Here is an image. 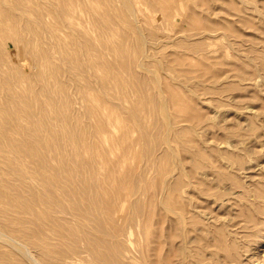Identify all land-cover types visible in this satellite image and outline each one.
I'll list each match as a JSON object with an SVG mask.
<instances>
[{
	"label": "rangeland",
	"instance_id": "rangeland-1",
	"mask_svg": "<svg viewBox=\"0 0 264 264\" xmlns=\"http://www.w3.org/2000/svg\"><path fill=\"white\" fill-rule=\"evenodd\" d=\"M1 1L3 3V0H1ZM21 1L22 2L23 1L28 2V0H17V1L15 0V2H14V0H5L3 5H2V3H0V8H1V6L4 8L7 5L8 9L11 8V9H9V11L14 10L13 13L16 11L14 14L12 13L14 16L16 15V13H18L20 15H21V13L23 14L21 16L17 14L14 18L13 15H11V17H8V15H9L7 13L8 9L6 12L7 14L4 13L6 11V7L4 9L1 8V10L3 12L0 11V26H1L0 31L3 29L5 30L4 31L5 33L4 32L2 33V31L0 32V33H2V34H0V36H3L5 34L4 36L6 37V38L5 37L1 38V41H0V55H1V57H0V154H1L0 155V205L2 204L0 206V264H135V263L136 264H160V261L162 259V255L164 253L165 254L163 256H166V259H164V260L162 259L163 262H161V264H163V263L164 264H190L191 262H192L191 264H193L195 262H196L195 264H203L204 262H205L204 264H207V263H211V261H213L214 259H215V262L217 261L220 264H222V262L226 259V257H228L227 258L228 260L232 259L233 261L228 263V262H225L227 260L226 259L223 262L225 264H238V263H240V264H242V263L243 264H264V226H263V228H261V230L263 229L262 230L263 234L260 238L261 242H259L257 244L255 242H253L251 245H247L246 247L238 248L241 251L236 249V247L232 246V243L236 239H238L241 234H243V233L245 234V232H246V230H244L242 228V226L240 228V224L242 223L241 225H243V223H244L242 218H244V220L247 219V221H245L244 224L252 225V224L257 223V221H255V220H258L256 218L258 216V218L261 220V222L258 221V223L260 222L261 224H264V222L262 223V220H264L263 219L264 218L263 217L264 211H262V210H264V207H262V206H264V204H262L264 201V181L262 180V179H264V112H262V111L260 112V110L264 111V109H263L264 108V106H263L264 105V74H263L264 73V71H263L264 66L262 65V63L264 64V59H263L264 54L261 53V52H264V51H261L262 49H264V43H263L264 42V33H262V31H264V9H262V8H264V7H262L263 5H261V4H264V3H262V2H264V0L262 2H260L261 0H259V1L253 0L254 2L250 1V0H245V2H244V0H165V1L162 0L161 1L162 4L164 2H166L163 5L168 6L169 4H171V7L172 8L174 7L173 9H174L175 14L173 13V11L170 12L174 15H171L168 12L169 8H171V7H169L170 5L168 6L169 8H166L167 6H165V8L163 9L162 8L163 5H161L162 9L159 8L160 5H158V4L160 3L159 2L160 0L159 1L154 0V1H156V3L155 2L153 3V0H151V3H153L154 6L158 2V4L155 6L156 12L153 10L154 9L152 7L153 4L150 5L151 6V8H150V6H149L150 0L147 2H146V0H141V2H139L140 1L139 0L138 1L139 6H138V2L134 1V3H136L138 7L132 5V4H134V3H132L133 0H131V1L130 0H100L99 3L100 4L102 3L103 7H102V4L98 6L99 3L96 0H94V3H92L93 1L90 0L92 7H93V5H95L93 7L95 10L90 7L91 5H89V6L87 5V3L89 4L90 2L86 3V0H85V2H84V0L83 1L80 0L82 2L80 4H79V2H80L79 0H72V1H70V0H59V3H56L58 0L57 1L56 0L55 1L54 0L53 1L52 0H48V1L44 0V1H47L46 5H44L43 0L42 1L40 0V2L38 0H35L34 2H38L40 4L43 3L44 7H46V8L43 7L44 10H43V8H41L42 6H40V4H39V6H40V8H39L38 4L33 3L32 0H31V2L29 1L28 3L25 2V4L26 5L28 4V5L27 6L23 5L24 7H28L29 3H30V5H32V3H33V4H35V6H38L39 10L40 9L42 10L41 12L44 11L43 12V14L45 13L43 15L44 20L40 17L41 19L38 18V20H39V21L37 20L38 22L35 20L36 17H39L37 13L39 12V15L40 14L42 15V13L38 10H35L37 7L35 8L34 5H33V8L29 9V7H30L29 6L28 8L25 9L24 7H22L20 5ZM62 1L71 2L70 4H68V6H71V7H73L72 4L75 1L74 7L76 6L77 9H75L74 7H73V9L70 7L71 8L70 9L68 6L66 8L65 5H67V4L64 5L65 2L62 3ZM225 1L226 2L228 1V2L226 3ZM24 2L22 4H24ZM130 2H131V5H130ZM142 2H144L145 4ZM148 2H149V4L146 5V3H148ZM168 2H170V3H168ZM255 2H257V3H255ZM61 3L65 6L64 7V8H66L65 10H67L68 8H69L68 9L69 12L71 10L72 14H71V12L70 13L67 12V13L71 14L72 16L68 15L66 13V11H64L62 9L63 5H61ZM47 4L49 7L47 6ZM56 4H58V6H56ZM59 4L62 6V8H61L62 10H60V9L57 10L58 9L57 7L60 8ZM96 4H97V6H96ZM127 4H129L130 5L129 7H131V8H129ZM142 4H143V6H142ZM257 4H258V6H256ZM50 5H52V6H50ZM126 5L128 8H126ZM250 5L255 6L254 7L255 9L253 7H252V9H250V7H249ZM260 5L262 8L259 7ZM53 6L55 9H53ZM87 6L89 7L90 10L87 8ZM145 6L146 7L148 6V8H146ZM157 6H159V7H157ZM245 6L248 7V9H250L251 12ZM50 7H52L53 11L51 10ZM81 7H82V10H83V8H84V10H85V8H87L86 10H88V12L85 13L86 10L84 12H82L80 10ZM96 7L99 9L98 10L99 12L97 11L99 13V16H100V13H103L102 11L105 10L106 13H104V16L106 14L107 17L109 16V18H105L102 15L103 17L102 16H100V17L104 18V20L101 19L102 20L101 21L98 18L99 16H98V13L96 12V9H97ZM139 7H140V9H143V11H141L142 13L139 14L141 16L140 18L142 20L141 19L139 20V15H138V12H140ZM49 8L54 13V15L57 13L55 16H57L59 18L58 23L61 24V26L57 25V22H56L57 17H55L53 15L49 16V14H48L50 11ZM78 8H80V9H78ZM125 8L127 9L126 10L127 12H123ZM157 8H159V9L157 10ZM45 9H47V10H45ZM122 9H123V11H121ZM134 9H135V11H134ZM28 10H30L32 13H34L36 11L35 12L36 17L34 16L35 14L32 15L31 12H28ZM33 10H35V11H33ZM77 10H78V12H77ZM132 10L134 11V13L132 12ZM149 10L151 13H149ZM163 10H166L167 13ZM170 10H172V9H170ZM259 10H260V12H259ZM45 11H47L48 13H46ZM51 11H50V13H51ZM59 11L63 12L64 14L66 13L68 16H70V17L67 16L68 18H70V20L68 18H66V15L64 16V14L63 13L61 14V12H59ZM107 11H108V13H107ZM245 11H249V12H245ZM11 12H9V13L11 14ZM144 12L148 13V14H145ZM25 13H27V14H25ZM122 13L125 15H122ZM143 13L145 14V17H143L144 16ZM4 14L6 15L5 17L3 16ZM88 14L91 16H89ZM133 14L135 17L133 16ZM150 14L153 16H151ZM27 15H30V17H28ZM45 15L50 17L51 19H55L54 21L52 20V23H53L52 26L54 25L53 29L51 28L52 26L49 27L51 25V19L49 18L50 19L49 20L48 17H45ZM62 15L64 16L65 19L62 18L63 17ZM146 15H147V17H149V19H152L153 21L151 22V20H150V22L146 23L148 21V18L146 17ZM168 15H170L171 17ZM18 16H20V17L23 16V18L19 19ZM51 16H53V17H51ZM259 16H261L262 18ZM2 17H4L5 20ZM16 17H17V20H16ZM26 17L29 20L30 26H31V24L33 27L38 26L35 30L34 29L32 30V27H31V29L29 28L30 26H29V23L27 22ZM34 17H35V19H34ZM74 17L77 19H74ZM154 17H156V18H154ZM10 18H13L12 21ZM46 18L50 22L48 21L47 24L45 25L46 22H44V21L47 20ZM78 18H79V20H78ZM97 18L99 19V21L97 20ZM145 18H147V21L145 20ZM250 18H251V21L249 20ZM67 19L69 21L66 22ZM72 19H74L73 20L74 22H72L71 25L68 26L67 24L68 23L70 24V21H72ZM154 19H156V22L154 21ZM171 19H173V20H171ZM42 20L44 22V25H43ZM88 20L89 21L93 20V21H91V23H89ZM247 20H248V22H247ZM13 21L15 22L14 24H13ZM32 21L35 22L36 24L33 23ZM40 21L44 27L41 25ZM96 21L98 22L99 27H101L102 29L100 28V30H99V27L96 28L97 27ZM103 21H105V23ZM54 22H56V24H54ZM93 22H94V24H93ZM99 22L101 23V26H100ZM112 22L113 23L115 22L114 24H112L113 26L110 25V23H112ZM132 22L134 23V25ZM62 23H63V25H62ZM150 23H152V24H150ZM5 24H7V25H5ZM10 24H11V26H10ZM104 24H106V25L104 26ZM115 24L118 25L117 26L118 29L113 28V27H115ZM148 24H150L152 27L150 26V28H149ZM259 24L261 25V27H263L260 30H259V28H260ZM40 25L43 28L40 27ZM55 25H57V26H55ZM107 25H110L112 27V31L114 29V31H113L114 33L111 31V27L110 26L108 27ZM147 25H148V27H147ZM257 25H259L258 26L259 28H257ZM2 26H3V29H2ZM6 26H8V27H6ZM12 26L14 27V29L16 31L12 28ZM46 26L49 29L51 28L50 31L51 32L53 31V33L46 31V30H48V29H46ZM74 26H76V27H74ZM136 26H137V28H136ZM39 27L42 30L44 28L45 29L42 31ZM58 27L59 28L62 27L61 33H59L60 30ZM232 27H233V29H232ZM254 27H256L257 29ZM76 28H79V29H76ZM148 28L151 29V33H150V31H147ZM239 28H240V30H239ZM123 29H125L126 31ZM6 30H7V33H6ZM9 30H11V31L9 32ZM13 30L15 32L14 34L12 33ZM63 30H65V31H63ZM39 31H41V35L43 37L38 36V34L40 35ZM69 31H71V33ZM98 31H101V33L100 32L98 33ZM118 31H120V32H118ZM124 31L127 32L128 34L125 33ZM137 31L140 32V35L138 34ZM259 31H261V32H259ZM16 32H17V34H16ZM42 32H44L45 35H43ZM46 32H48L50 35ZM65 32L67 34L69 33V35H67ZM148 32H149V34H148ZM152 32H154L155 34ZM237 32H239V34ZM242 32H246L247 35H245L246 34L245 33L244 34L245 37H243ZM9 33H10V35H12V36L14 35V36L11 37L9 35ZM76 33H77V35H76ZM105 33L107 34V36L105 35ZM255 33H257V34L252 36V34H255ZM6 34L9 35L11 38L10 37L8 38V36H6ZM52 34L54 37H52L50 39L49 36L51 37ZM57 34L59 36H56ZM142 34H143V37L141 36ZM248 34H251V35L248 36ZM30 35L33 37L31 38ZM81 35H82V37H81ZM110 35H111V37H110ZM147 35H149V36L151 35V37L154 38L155 41H154V39H149L151 37H148ZM15 36H17V37H15ZM70 36H71V38H69ZM90 36H91V38H90L91 40L88 39ZM101 36L104 39H102ZM255 36H256V38H255ZM257 36H259V37L257 38ZM60 37H61V39H59ZM72 37H74V38H72ZM247 37L249 38L248 40H247ZM56 38L59 39L58 42L63 43V45L60 43V44H58V45H61L60 47L59 46L55 47L57 45V39ZM118 38L120 40H117ZM139 38H141L142 41ZM239 38L243 42H241L239 40ZM259 38H260V40L261 39L262 40L260 41ZM5 39H7V40H5ZM65 39H67V40L64 41ZM85 39H86L87 44L83 41ZM236 39H237V41H236L237 43L235 42ZM244 39H246V40H244ZM251 39H254V40L251 41ZM70 40H72L75 44ZM163 40H165V41H163ZM170 40H171V43H169ZM176 40L179 42V44ZM45 41L48 43H46ZM92 41L94 44L92 43ZM254 41L255 42L260 41V42L255 43ZM110 42H111V44H110ZM245 42H247V43H245ZM90 43L93 44V45L91 44L92 48L90 47L91 46ZM238 43L239 44L242 43V44L239 45ZM243 43H245V45L248 44V45H246L247 47L245 45L243 46ZM2 44L4 46H2ZM65 44H67L66 45L67 47L64 46ZM143 44L145 47L143 46ZM260 44H262L261 46H263V48H261ZM103 45H105L106 47H104ZM115 45H117V47H115ZM250 45L252 47L249 48L248 46H250ZM254 45H256V46L254 47ZM121 46H123V48ZM129 46H131V47H129ZM147 46H149V47L147 48ZM257 46H258V48H257ZM32 47H33V51H36V50H34V48H39V49H37L38 50L37 52H39V54L37 52H36L37 54L32 52ZM88 47H90V48L88 49ZM154 47H155V49H154ZM237 47H238V49H237ZM45 48H46V50H45ZM57 48H59V49H57ZM105 48H107V50ZM240 48L242 50H240ZM245 48H247V49H245ZM251 48L252 49L255 48V51H257V49H259V48L261 49V50L259 49L260 51L259 50L257 51V52H259L258 56L256 55L257 52L255 53V51H253V50H252L253 55L252 54L250 55ZM41 49H43V50L41 51ZM97 49H98V51H97ZM164 49H167V51ZM39 50L41 51V54H40ZM91 50L94 52V54H93V52H91ZM114 50L116 51L115 53H114ZM248 50H250V51H248ZM47 51L49 54L47 53ZM79 51H80V53H79ZM175 51H176V53H175ZM247 52H248V56L246 54ZM7 53H8V55H7ZM46 53H47V55H46ZM42 54H44V56H43L44 59H47V60L49 59V56H51L50 60L43 61L44 59L42 57ZM100 54H101V56H100ZM259 54H263V56L259 55ZM36 55H37V58H36ZM38 55L41 56V58ZM180 55L182 56L181 57L182 59L179 57ZM255 55L258 57L257 59H255L256 58ZM33 56H35V57H33ZM47 56H48V58H46ZM164 56L166 57V59L163 58ZM176 56L179 57L180 58L179 60H181L182 62L177 60ZM250 56H252V57H250ZM259 56H261V57L259 58ZM7 57H9V58H7ZM89 57L90 58L92 57L93 60L91 59L92 60L91 61L89 59ZM2 58H3V60H2ZM30 58L32 59V61L29 60ZM69 58H71V59L68 60ZM72 58H73V60H72ZM245 58L246 59L249 58L250 60L248 59L249 61H247ZM4 59H5V61H4ZM41 59H42L43 63H42ZM259 59L263 62L257 63V61H259ZM67 60H68V62H67ZM88 60H89V62L91 61V65H89L90 63L88 62ZM125 60H126V62H125ZM129 60H130V62H129ZM2 61H4V62H2ZM9 61H10V63H9ZM46 61H47V63H45ZM73 61H75V63L78 61L79 62L82 61V63H83V61H84V63L82 64L83 65L82 68L79 67V65H81V62H80V64H78L79 63L78 62L76 67H75V65H73V63H74ZM94 61H95V63H94ZM156 61L159 65V68L162 66L160 69L158 68ZM232 61L235 62V64L237 65V66L235 65L236 67H234V64H231ZM122 62L123 63L125 62V63L123 64ZM201 62H204V63H201ZM92 63H94L95 66ZM143 63H144V65H143ZM148 63H150V64H148ZM15 64H17V67ZM42 64H44L46 67ZM100 64H103V65L101 66ZM110 64H112V65L110 66ZM171 64H173V65H171ZM201 64H204L203 65L204 67H202ZM205 64H206V66H205ZM258 64L262 65L263 67L258 65ZM59 65H61V66L59 67ZM148 65H149V67H148ZM189 65H190V67H189ZM238 65H240V66H238ZM42 66H44V68H46V70L49 68L50 69L55 68L54 70L53 69L52 70L53 71L56 70L57 72L55 71L53 73H50V72H52V71H50V69H49V72H48V70L45 71L44 68L41 69ZM47 66H48V68H47ZM63 66L64 67L67 66L68 69L66 67L63 69ZM143 66H145V67H143ZM231 66L234 67L235 69L237 68L236 71H238V70L239 71L236 73V71H234V68H230ZM109 67H112L111 70H109L110 69ZM206 67H208V69ZM261 67H262V70H261ZM22 68H24L25 72L22 71L23 70ZM105 68L108 71L105 70ZM9 69L14 70L16 75L13 74L14 72L12 70L10 71L12 73H10V72L8 73L7 71ZM18 69L20 72L18 71ZM40 69L42 70L41 72H40ZM193 69H195V70H193ZM230 69H232V73L235 72L237 75L235 73L232 74ZM186 71H188V72H186ZM240 71H241V73L243 72V74L245 75V76L242 75L243 78L241 75H238V73L241 74ZM244 71H247L249 73L245 72L247 74L246 75L244 73ZM21 72H23L24 75ZM44 72L49 73L48 77L46 76L47 73L45 75ZM58 72H60L61 74ZM250 72L253 74V77H251L252 74ZM256 73L259 74V76ZM8 74H11V75H8ZM21 74H22V76H21ZM52 74H55L54 76L57 75V78L53 77ZM70 74H72V75H70ZM248 74H251V75H249V77H246V76H248ZM99 75H101V76H99ZM119 75L120 76L122 75V76L120 77ZM162 75H163V77H162ZM232 75H234V76H232ZM29 76H32V77H29ZM49 76L52 77V79H50ZM153 76L154 77L156 76L155 79L157 81H155ZM18 77L20 79H22V78L27 79L29 77V79L28 80L25 79L26 81L22 80V82H21V81H19V79H17ZM38 77L40 79H38ZM46 77L49 78L50 81L49 80L47 81ZM103 77H105V78H103ZM53 78H54V80H53ZM110 78L111 79L113 78L112 81ZM115 78H117V79H115ZM163 80H165V82L167 80L169 82H171V83H169L167 81L166 83L171 85L172 88L175 87L174 89H176L177 91L182 90V92H179V94L183 93L182 95H183L184 99H183V97H181L182 101L187 99V100H185L187 103L184 102V104H187L189 106L183 105L184 107L185 106L188 107L187 110H186V107L184 108L183 106H181V108H179L180 103L182 102L181 99H179L181 101L180 103H179V100L178 101L173 100L171 102L172 104H173V102H175L174 104L175 105L177 104L178 109L175 108L176 106H173L174 104L170 106L171 103H169V102L172 99L180 98L179 96H181V95L177 94L176 90H174V93L173 92L171 93L172 88L168 89V87H170V86L166 85V83L163 82ZM236 80H238V81H236ZM23 81L25 82L24 85L22 84V83H24ZM108 81L111 83H109ZM153 81H154V83L155 82H159V83L154 84ZM46 82H48V83H46ZM116 82H117V84H116ZM125 82L129 83V85ZM49 83L50 84L52 83V84L49 85ZM132 84H134L135 86L133 87ZM251 84H253V85H251ZM8 85H10V86H8ZM27 85L29 87H27L25 89V86H27ZM32 85H33V87H32ZM124 85H125V87H124ZM57 87L60 88L59 91H58ZM63 87H64V90H63ZM119 87H120V89H119ZM14 89H16V90H14ZM28 89H31V90H28ZM245 89H247V90H245ZM24 90H26V92H24ZM34 90H36L35 93H34ZM125 90H127V91H125ZM9 91H11V94ZM85 91H86L87 95L84 94ZM92 91L93 92L95 91L96 96L93 95ZM117 91H118V93H117ZM14 92H17V94ZM142 92H143V96L145 98L141 95ZM25 93H27V94H25ZM96 93H99V94H96ZM125 93H126V95H125ZM137 93L139 95L138 97H137ZM174 94H177V96H175ZM238 94H240V95L244 94L245 96L244 95H242V96H244L245 99H244V97H241V98H243V100H241L239 98L240 96ZM246 94L247 95L250 94L249 100H248L249 97ZM15 95H18V96H15ZM27 95H29V96H27ZM85 95L86 96L89 95L88 98L90 97V99H88V100L90 102L92 99L93 103H92V101L90 102L91 104L88 103V100H87ZM100 95L104 98H102ZM171 95H173V96H171ZM20 96H22V99ZM236 96H237V98H236ZM10 97H11V99H10ZM18 97L23 101L22 103L19 102L21 100ZM23 97H24V100H23ZM100 97L102 100L100 99ZM130 97L131 98L133 97L134 99H131ZM17 98L19 99V101L17 100ZM95 98H96V100H95ZM147 98L151 100L150 103H149L150 100H148ZM165 98L166 99L168 98L167 101L165 100ZM235 98H236L237 102H236V100H233ZM105 99L108 101L109 105ZM188 99H190V101ZM239 99H240L242 105L240 104ZM33 100H35L36 102L34 101V103L30 104V102H32ZM100 100L101 101L105 100L104 104L106 103L107 105L105 104L104 108L108 107L109 112L106 111L107 108L104 109L102 107L103 102L100 103ZM125 100L127 102H125ZM137 100H138V102H137ZM162 100L165 101V104L161 102ZM47 101H50L51 103L47 102ZM128 102H130V103H128ZM61 103H63V104H61ZM94 103H96V104H94ZM122 103L124 106L122 105ZM143 103H144V105H142ZM161 103L163 104V106H161L162 105ZM1 104H2V106H1ZM46 104L47 105L50 104L49 107L51 106V104H54L52 106V107H54V109L51 110L52 107L49 108L48 106H46L47 109L49 108V110H47L45 107ZM131 104L132 105L134 104V105L132 106ZM145 104H148V105L146 106ZM158 104L160 105L159 107H158ZM181 104H183V103H181ZM26 105H28V106H26ZM238 105L240 107H238ZM34 106H35V108H34ZM91 106L93 107V109H94V107L97 108L95 110L96 113L93 112V110L90 108ZM247 106H252V108H254V109H252L251 107H247ZM55 107H56V109H55ZM62 107L64 108V110ZM65 107L67 110L65 109ZM98 107L100 108V111H99ZM109 107H110L111 111L114 110V112H112L113 113L112 116L114 117L116 115V117H114V118L111 117V111L109 110ZM140 107H144V108H142L144 110H138V109H140ZM182 107L185 109V111L180 110V109H183ZM20 108H21V110H20ZM111 108H113V110ZM169 108H170V110H169ZM13 109L14 110L18 109L17 110L18 113L16 111H14ZM30 109H32V110H30ZM175 109L180 110L179 112L181 114L179 112H177V110H175ZM28 110H29V112H28ZM125 110H126V112H124ZM134 110L137 112H135ZM59 111H63V113L64 112L65 113L63 114L62 112H59ZM66 111H67V113H66ZM167 111L168 112L170 111L172 113V115H170L171 118H170V116H169V118L167 117L168 116ZM181 111H184V112H181ZM38 112L40 114H38ZM51 112H52V114H51ZM98 112H100V113H98ZM163 112H166V113L163 114ZM249 112L251 113V115ZM253 112H255V113H253ZM58 113H60V116ZM107 113H110V114L107 115ZM114 113H115V115H114ZM67 114H68V117H66ZM86 114L87 115L90 114V117H89V115L87 117ZM130 114H131V116H130ZM166 114H167V116H165ZM175 114H177L176 115L177 119H178L179 115H182V117L180 116L182 119L179 118L180 120H182V121L179 120L180 124L182 126L179 124V121H178V123H175V122H177V121H174L176 119ZM38 115H39V117H37ZM117 115L119 117H117ZM103 116H104V119H103ZM13 117L15 120L13 119ZM80 117H81V119H80ZM18 118H20V119L22 118V119L20 120ZM38 118L40 121L38 120ZM110 118H113V119L111 120ZM119 118L125 119V123L123 122V125L121 124L122 121ZM195 118L197 119V121L194 120ZM68 119L70 121H65ZM102 119H103V121H102ZM114 119H117V120H114ZM118 119L121 122L118 121ZM29 120H31V122ZM169 120H171V121H169ZM100 121L102 123H100ZM113 121H116V124H114V126L112 125L113 123H115ZM87 122L89 123V125ZM105 122L107 124H105ZM108 122L110 123V125L108 124ZM169 122H172V123H169ZM173 122L175 124H173ZM126 123H127V125H125ZM78 124L79 125L81 124L80 125L81 127L77 126ZM83 124H85V125H83ZM97 124H99V125H97ZM102 124H103V126L100 127L101 130H98L100 128H97V126H100ZM131 124H132V126H131ZM141 124H145V125H141ZM176 124H179V125L176 126ZM196 124H198V125H196ZM106 125H109V126H106ZM116 125H118V126L116 127ZM138 125H139V127H138ZM164 126H166V127L163 128ZM71 127H73V128H71ZM171 128H172V130H171ZM180 128H181V130H180ZM35 129H37V130H35ZM52 129L53 130L56 129V130L53 131ZM165 129H166V131H165ZM167 129H169V130H167ZM40 130H41V132H40ZM72 130H73V132H72ZM123 130H124V133L127 130L129 131V134H127L128 131L126 132L127 135L125 134L126 135L125 139H127V140L130 139L129 144H128V142H126V140L124 138H122L124 135V133L122 134ZM169 131H171V134H173V133L174 134L171 135ZM181 131L183 132V134ZM42 132L44 135L42 134ZM142 132H144L145 134ZM167 132L169 133V135ZM175 132L178 133L180 135V137L178 134H175ZM21 133H23V134H21ZM54 133L57 135H55ZM120 133H121V135H120ZM22 135H24V136H22ZM128 135H130V136L128 137ZM131 135L133 138L131 137ZM166 136H167V138H166ZM37 137H39V138H37ZM99 137L101 140L99 139ZM118 137H119V139L122 138L123 140H119ZM13 138L14 139L16 138L15 139L16 142ZM165 138L168 141H166ZM172 138H174V139H172ZM55 139H56V141H55ZM217 139H218L219 143L221 142L222 144H218V141H216ZM22 141L24 143H22ZM95 141L96 142L98 141L97 144ZM108 141H110V142H108ZM113 141L114 142L119 141L121 144H119V142L118 143L116 142L118 144L117 145L116 143H113ZM50 142H52V143L50 144ZM75 142H76V144H75ZM124 142L126 145L128 144V147L124 144ZM31 143H33V144H31ZM189 143H191L192 145ZM25 144H27V146ZM112 144H115V145H112ZM116 145H117V147H116ZM56 146H57V148H56ZM73 146H74V148H73ZM83 146L85 149L83 148ZM120 146L122 148H120ZM196 146H197V148H196ZM199 146H201V147H199ZM17 147L19 150L17 149ZM39 147H40V149H39ZM136 147H138V148H136ZM29 148H30V150H29ZM99 148H101V150ZM111 148H115V149H113V150H116L115 154L113 153L114 152L113 150H109ZM195 148H196V150L198 148L199 149L203 148L201 150L202 156H203V153H206V152L213 153L212 157H211V153L204 154V157H206V158L203 157V160L205 159V161H203V160L200 161L201 159L199 160L201 162L199 165L200 168L197 167L199 164L198 158H202V157L200 155L201 153L199 150L198 151L200 154L197 151L194 152ZM12 149H14V150H12ZM41 149L43 152L41 151ZM45 149H46V151H45ZM48 149H50V150H48ZM216 149H217V152L219 155L217 154V152H215ZM222 149L227 150L226 151L227 153L222 152L223 151ZM55 150L56 151L58 150V151L56 152ZM203 150H205V151L208 150V151L203 152ZM27 151L29 152V156H28ZM33 152H35V153H33ZM100 152H101L102 156H101ZM193 152H194V154L195 153L198 154V155L195 154V156H197V157H195L196 159L193 156ZM104 153H106V154L104 155ZM231 153H232V157L229 155ZM35 154H36V156H35ZM92 154L93 155L95 154L96 156L94 157ZM111 154H114V155H111ZM208 154H209V158H208V156H205ZM216 154H217V156H216ZM227 154L229 157L227 156ZM30 155H33V156H30ZM124 155H125L127 160H124L125 159V157H123ZM174 155H175V157H174ZM23 156L25 158H23ZM72 156H73V158H72ZM107 156H108V158H107ZM117 156H118V158H117ZM129 157H131V158H129ZM35 158H36V160H35ZM161 158H162V160H161ZM207 158L208 159L211 158L210 159L211 162L208 161ZM228 158H231V159L228 160ZM25 159L27 162L25 161ZM110 159H113L114 161L113 160L111 161ZM119 159L124 160V162L122 160L119 161ZM185 159H187L188 161ZM189 159L190 160L192 159L193 160L192 162H194V163L198 162L196 164V166H195V164L191 163V161ZM218 159L221 163H219ZM1 160H3V161H1ZM42 160H43V162H41ZM195 160H196V162H195ZM216 160H217V162H216ZM65 161H67V162H65ZM44 162H46V163H44ZM132 162H133V164H132ZM202 162H205V164L207 163V165L209 164V167ZM102 163H104V164H102ZM167 163H169V164H167ZM223 163L225 164V166ZM33 164H35V165H33ZM119 164H121V166ZM127 164H129V165H127ZM183 164H185L186 168L184 167ZM215 164L218 165L219 168L216 167ZM221 164L223 166L222 169H220ZM24 165L26 166L25 168H24ZM100 165L102 167H104L105 169L106 168L107 169L105 170ZM187 165H190V167ZM202 165H205L206 167H208V169H207L208 171ZM211 165H214V167L212 166L213 167L212 168ZM98 166H100L101 168ZM123 166H124V168H123ZM192 166L195 168L191 169ZM201 166L204 167V169L203 168L201 169ZM43 167H44V169H43ZM55 167L57 168V170L55 169ZM71 167H72V169H71ZM132 167H133L134 171H133ZM187 167L189 168V170L190 169L191 170L190 171L186 170ZM17 168H19L20 170ZM196 168H197V170H196ZM217 168L220 171H218ZM61 169H62V171H61ZM157 169H159V170H157ZM212 169H213L214 175H213V172L210 171ZM214 169H216V170H214ZM39 170H40V173H39ZM42 170H44V171H42ZM122 170H125V171H122ZM179 170L181 171V173L182 172L183 173L181 174ZM202 170H206V171L204 172ZM18 171H20V172H18ZM197 171H198V174H197ZM216 171L219 172L223 178L221 176L217 177V176H219L218 175L219 173L215 174ZM222 171H225V173L224 172L222 173ZM62 172H64V173H62ZM184 172L186 174H184ZM194 172H196V173H194ZM201 172L202 173L204 172V173L202 174ZM211 172H212V175L210 176ZM82 173H83V175H82ZM176 173L179 175H177ZM91 174H93V176ZM114 174L116 177L114 176ZM126 174H128V175H126ZM189 174H191V177ZM192 174H193V176H194V174H196L195 176L198 175L197 176L198 178L195 176L192 177ZM204 174H205V176H204L205 179L201 178V177H203L201 175H204ZM45 175H47V176H45ZM54 175L56 177H54ZM65 175L67 178L65 177ZM180 175H183L182 178L185 180V182L187 181L186 183L184 182V185L186 187L182 186L183 183H181V182L183 181V179L181 178ZM124 176H125V178H124ZM45 177L46 178L48 177V178L46 179ZM79 177H81V178H79ZM102 177H104V178H102ZM178 177H180L182 180L180 181V179ZM255 177L256 178L258 177L259 180L256 179ZM259 177H261V178H259ZM71 178L73 180H71ZM192 178L195 181L198 180V181H196L198 184H196V182L194 183V180ZM111 179H112V182H111ZM118 179H120V181ZM166 179H169V181H168V182H170L169 184L173 186L172 187L169 185L171 188L170 191H171L172 195L179 197V198H177V199H180L179 201L177 200L179 203L176 201L179 205L175 203L176 197L172 196V198H175V200L172 199L171 197L170 198L172 200L169 198V196L171 194H168V193H170V191L168 190L169 186H168V182ZM113 180H114V183H113ZM173 180L175 182H173ZM177 180H179V181H177ZM199 180H202V182ZM205 180H206V183H205ZM18 181H20V182H18ZM34 181H35V183H34ZM254 181H256V182H254ZM258 181L260 182V184H258V185L256 184L257 185L256 187H259L261 185L259 187V190L256 187H254L255 186L254 183H259ZM262 181H263V183H262ZM36 182H40V183H36ZM164 182H166L167 185ZM176 182L180 183L181 185L176 184ZM199 182H201L202 184H200ZM207 182H208V184H207ZM94 183H96V184H94ZM192 183H193V185H192ZM204 183L207 184V186ZM243 183H245V184H243ZM77 184H79V185H77ZM81 184H83V185H81ZM186 184H188V185H186ZM240 184H243L242 186L246 185L248 188L245 189V186L242 187V186H240ZM249 184L250 185L254 184L253 185L254 189H252V185L249 187ZM49 185H50V187H48ZM102 185L104 186L105 189L103 188ZM112 185L115 188L118 187L117 189H120V186L122 185L121 186L122 190L116 191V194H118V195H119V191L120 192L121 191H123V192L127 191V193L126 192L124 193L125 195L124 194L119 195L120 197L123 195L124 196L123 198L121 197V199H119V196L117 197L120 201L119 203L117 202L118 200H116L117 198H116V194L114 192L115 188H113ZM128 185L130 186V188L131 187L132 188L130 189ZM176 185L178 188L180 187L178 190L175 187ZM189 185L190 186L192 185L191 187H193V188L189 187ZM201 185H202V187H204V186L206 187V189H205V187L202 188V190L204 189V192L206 191L205 193L203 191H201ZM87 186H88V189H87ZM166 186H168V188ZM183 187L185 190L183 189ZM195 187L196 188L199 187V188L196 189ZM208 187H210V190H209L211 192V193L209 192L210 194L207 193ZM81 188L82 189L84 188V190H82ZM163 188H164V190H163ZM107 189L109 190L110 194H108L109 192ZM213 189L215 190L214 193H212ZM242 189H243V191H242ZM73 190L77 193L75 194V192ZM93 190H95V191H93ZM245 190H247V191L245 192ZM251 190H253V191H251ZM254 190H256V191L258 190V191L256 192ZM50 191H52V192H50ZM91 191H93V192H91ZM188 191L190 192V194H193V195H189ZM193 191L196 192V196L198 195L196 197V199L198 197H201L200 198L201 200L198 198L199 200L197 202H195L196 199L193 198L195 196L194 195L195 192H193ZM240 191L242 192L243 198L241 197L242 195H241ZM56 192H57V195H56ZM62 192H63V194H62ZM100 192L102 195L100 194ZM105 192H108V193H105ZM215 192L216 193L220 192L219 194L218 193L217 194L219 196H222V197L219 198V196ZM93 193H94V195H93ZM165 193L168 194V197L165 195ZM245 193H247V194H245ZM248 193L250 194V196H248ZM251 193H252V195H251ZM81 194H83V195H81ZM126 194H128L127 196H129V197L126 198ZM255 194H257V195H255ZM182 195H184L183 197L185 199L182 198ZM201 195L204 197H202ZM164 196H166V197H164ZM189 196L190 197L192 196V198H193L192 201L195 200L194 205L197 206V208L195 206H193L192 201L188 202L189 199L191 200V198ZM233 196H235L236 198ZM252 196H255L257 198L254 197L255 200H253L251 202L250 200H252V198H253ZM104 197H106V198H104ZM225 197H227V198L225 199ZM244 197H249L250 199L249 198L247 199ZM68 198H70V199H68ZM81 198H82V200H81ZM125 198H126V200L123 201ZM165 198L170 199L171 203L172 202L173 203L170 205L169 204L170 200L169 201L167 200L169 205L167 203H164V202H167L166 200H164ZM229 198H231V199H229ZM261 198H263V199H261ZM50 199H52V200H50ZM182 199L185 201L187 199V202L192 203V204L185 203ZM97 200H98V202H96ZM100 200H101V202H100ZM160 200H164V202H163L164 204ZM227 201H229V202H227ZM235 201H236V203L237 202L239 203V204L237 203V206L235 205ZM240 201L242 202L241 204H240ZM3 202H6V203H3ZM223 202H225L226 204H223ZM246 202H249V204H250L249 207H247L249 204L247 203L248 204L247 205ZM253 202H255V203H253ZM21 203H22V205H20ZM25 203H26V205H25ZM119 204H121V205H119ZM180 204H181V206L182 205L184 206V207L182 206L183 208H185V206L188 205L187 207H189L190 209L188 210V208L186 207L185 208L186 210L184 211V209H182ZM242 204H244L245 207ZM260 204L262 206H260ZM34 205H36V206H34ZM117 205H119L120 207ZM238 205L239 206L242 205V206H240L241 208L244 207V208H242L243 213L241 212V209H239ZM27 206H29V207H27ZM81 206L84 207V209L81 208ZM99 206H101V207H99ZM165 206L167 208H165ZM192 206L194 207L193 209H192ZM256 206H257V208H256ZM169 207H173V208H169ZM250 207H252V208L255 207V209L254 208L250 209ZM109 208L111 210H109ZM246 208H249V209H246ZM238 209L240 212H237ZM256 209H259V215L258 214L256 215ZM100 210H101V212H100ZM201 210H202V212L203 211H205V212L202 213ZM249 210H252V211L254 210L253 213H255V214L252 215L253 213L252 214L249 213ZM186 211L187 212L192 211L193 214H191V215H193V216H190L189 215L190 213H187ZM246 211L248 212V215L249 214H251V215H249V216L247 215L248 216L247 217ZM2 212H3V214H2ZM44 212H47V213H44ZM184 212H185V214H184ZM81 213L82 214L84 213L83 214L84 216ZM186 213L188 214L187 216H190V217H187ZM239 213H242V215H240ZM208 214H212V215L210 216ZM237 215L239 218L237 217ZM109 216H110V218H109ZM185 216L190 220L188 221V219ZM204 216H206V218ZM212 216L214 217V219ZM235 216L237 219L235 218ZM245 216L247 218H245ZM251 216H253V217L251 218V221L249 223L253 222L252 219L255 222L252 224H249L248 220ZM192 217H194V218H192ZM225 217H227L228 219ZM254 217H255V219H254ZM22 218H23V220H22ZM230 218L235 219L237 221H232V219L229 220ZM193 219H196V220H193ZM199 219H201V220L204 219L205 222L204 223H202L203 221L199 222ZM209 219H211V220H209ZM238 219H240V220L242 219L240 224H239ZM34 220H35V223H34ZM186 220L188 223H191V224H188L186 222ZM182 221H184L186 223L184 225H187V226H184L182 224ZM195 221H196V223H199V224H196ZM211 221H214L213 222L214 224L216 223L215 226L213 224L214 227L212 226ZM227 221L229 223L231 221L232 222L229 224ZM222 222H223V224H222ZM233 222H236V223L233 224ZM205 223L207 225L203 226ZM227 223L229 224V226ZM176 224H179V225H176ZM194 224H196V225H194ZM200 224H201V227H199ZM103 225H104V227H103ZM221 225L225 229H223V227ZM237 225H238V227H237ZM75 226H76V228H75ZM78 226H79V228H78ZM182 226L188 227L191 229H188V228L184 229ZM206 226L209 229L207 228L205 230ZM47 227H48V229H47ZM198 227L201 229H204L205 231L199 230ZM203 227H205V228H203ZM234 227H235V229H234ZM195 228H197V230H195ZM100 229H102V230H100ZM222 229H223V232L225 233V235L228 234L227 235L228 240L226 238H224L225 236H223L224 233L222 232ZM233 229L236 231L239 230L240 235H239V233L238 234H236V232L234 233ZM60 230H61V232H60ZM143 230H145V231H143ZM208 230H210V232ZM219 230H221V231H219ZM231 230H233V232ZM242 230L245 232H243ZM185 231L188 233L187 236L184 235ZM188 231H190V232H188ZM218 231L220 233L222 232L223 235H221L219 233L221 235L220 236L218 234ZM201 232H202V236H203V233L206 234V232H207L208 234L204 235L202 238L201 235H200L201 237L199 236V234H201ZM211 233H213L214 236L219 235V237H223V241H222L217 236V238L219 240H221L222 243L218 239L212 237L213 235H211ZM231 234H232V236H229ZM237 235H239L238 238H236ZM10 237H11V239H10ZM197 237L198 238L200 237L199 238L200 240L205 239L206 244L209 243V242H206V240L207 241L208 240L212 241L213 239H214L213 241L217 240V242H214V243H216L215 248L218 245L217 249L213 248L214 247L213 241H212V243L210 242L211 245L213 244V246H210V243H209V246H207L205 243L203 245V240L201 243V245L203 247V249H202L200 244H199L200 240L198 241ZM229 237L232 239L231 245L229 244L230 243ZM17 238H18V240H17ZM152 239H153V241H152ZM224 239H226L227 241L225 242ZM226 243H228L229 245ZM91 244H93V245H91ZM86 245H87V247H86ZM153 245L155 247H153ZM188 245L189 246L192 245L193 247L190 246V248H189ZM198 245H199V248L202 249V253H201V249L200 250L198 249V247H197ZM91 246H93V248ZM145 246L148 247V249ZM222 246L224 248L226 247L225 249H227V251L224 249L226 252H228V250H232V251H229L227 253L229 255L226 256V253H223V251H222L223 247ZM248 246L250 248L251 247L252 248L250 249ZM218 247H220V248H218ZM233 247L235 249H233ZM151 248H153V249H151ZM191 248L192 249H194V248L198 249L199 250L198 253L195 254L196 251L194 249L193 251H195V252H193V254H194L193 255L191 253L192 251L190 250ZM244 248L246 249V251L244 250ZM247 248H249V249H247ZM220 249H222V250H220ZM187 250H190V252ZM203 250H205L207 252L205 253V251H203ZM210 250H212V252L214 251V254L211 252V255H210V252H209ZM218 250L222 251L221 254H225V256L220 254V256H218V257H220V259H219L217 257V255H219V253L218 254L215 253ZM150 251H151V253H150ZM220 251H218V252H220ZM232 252H234V253H232ZM235 252H237L239 254H237ZM148 253H149V255H148ZM188 253L190 256L193 255L192 256L193 259L192 258L190 259V257L188 256ZM199 253H201V254H199ZM203 254H205V255H203ZM212 254H213V257H211ZM215 254H216V257L214 258ZM233 254H235V256H234L235 259H233ZM158 255H160L159 260L156 259ZM181 255H183V256H181ZM195 255L199 258H200V256H201V258L202 257L203 258L206 257V258L202 259V262H201V261L197 260L198 258ZM148 256H150V257H148ZM208 256H209V258H207ZM221 256H222V259H221ZM236 257L241 258L242 262H241V259H239V261L236 262V260H238V258L236 259ZM216 258H218V259L216 260ZM188 259L191 260L190 263L187 262ZM157 260L159 261V263L156 262ZM101 261H103V262L101 263ZM215 262H214V264H215ZM211 264H213V262Z\"/></svg>",
	"mask_w": 264,
	"mask_h": 264
},
{
	"label": "bare ground",
	"instance_id": "bare-ground-1",
	"mask_svg": "<svg viewBox=\"0 0 264 264\" xmlns=\"http://www.w3.org/2000/svg\"><path fill=\"white\" fill-rule=\"evenodd\" d=\"M0 1H1V0H0ZM4 1H5V0H3V3H4ZM16 1H17V0H16ZM29 1L31 2V0H28V2H29ZM32 1H33V3L38 4V6H39L40 3H38V2H34L35 0H32ZM38 1L40 2V0H38ZM41 1H42V0H41ZM47 1H48V0H47ZM47 1H44V0H43L44 5H46ZM52 1H53V0H52ZM52 1H51V2H52ZM54 1H55V0H54ZM56 1H57V0H56ZM70 1H72V0H70ZM79 1H80V0H79ZM82 1H83V0H82ZM92 1H93L92 3H94V0H92ZM96 1H97L98 3L100 2V0H96ZM96 1H95V2H96ZM130 1H131V0H130ZM134 1H137V2H138L139 0H133L132 3H134ZM147 1H149V0H146V2H147ZM156 1H159V0H156ZM156 1L153 0V3H154V2L156 3ZM161 1H162V0L159 1L161 4H160V3L158 4V2H157V4L160 5V7L157 6V7H159V8H161V5H163L164 3H166V2H164V3L162 4ZM164 1H165V0H164ZM250 1H253V0H250ZM258 1H259V0H258ZM258 1H257V2H258ZM262 1H263V0H261L260 2H262ZM14 2H15V0H14ZM19 2H20V1H19ZM23 2H24V1H23ZM23 2L21 1V4H20L22 7H24V6L26 5V4H25L26 1L24 2V4H22ZM28 2H26V3H28ZM51 2H50V3H51ZM60 2H61V1H60ZM64 2H65V3H64ZM84 2H85V0H84ZM87 2H90V0H88V1L86 0V3H87ZM126 2H127V1H126ZM139 2H141V0H140ZM139 2H138V6H139ZM149 2H150V4H149ZM149 2L146 3V5L149 4V6H150V5L153 4V3H151V0H150ZM225 2H226V1H225ZM227 2H228V1H227ZM227 2H226V3H227ZM244 2H245V0H244ZM253 2H254V1H253ZM257 2H255V3H257ZM0 3H2V1H1ZM3 3H2V5H3ZM33 3H32V5H30V3H29V6H30V7L28 6L29 9H30V8H33V5L35 6V4H33ZM43 3H41L42 5L40 4V6H42L41 8L44 7ZM56 3H59V0H58ZM62 3H64V5L67 4V5H65L66 8H67L68 4H70L71 2H68V1H67V2H66V1H62ZM62 3H61V5H63ZM76 3H77V2H76ZM80 3H82V2L80 1L79 4H80ZM98 3H97V4H98ZM142 3H144V2H142ZM168 3H170V2H168ZM168 3H167V4H168ZM258 3H259V2H258ZM262 3H264V2H262ZM9 4H10V3H9ZM16 4H17V3H16ZM79 4H78V5H79ZM97 4H96V6H97ZM101 4H102V3H101ZM101 4L99 3L98 6L101 5ZM135 4H136V3H134V4H132V5L138 7L137 4H136V5H135ZM144 4H145V3H144ZM157 4H155V6H156ZM253 4H254V3H253ZM10 5H11V4H10ZM23 5H24V6H23ZM27 5H28V4H27ZM27 5H26V6H27ZM61 5L59 4L60 8L57 7V8H58L57 10H59V9L62 10V9H63L64 11H66V13L69 12L68 9H69L71 6H68L69 8H68L67 10H65V9H66V8H64L65 6L63 5V8H62ZM74 5H75V1L73 2L72 6L74 7ZM87 5H88V6L91 5V6H90L91 8H93V7L95 6V5H93V7H92L91 2H90L89 4L87 3ZM127 5H128V7H129V6L131 5V2H130V5H129V4H127ZM127 5H126V8H128ZM169 5H170V6H169ZM169 5H168V6L171 7V4H169ZM261 5H263L262 7H264V4H261ZM261 5H260L259 7H261ZM4 6H5V5H4ZM31 6H32V7H31ZM38 6H35V8L37 7L35 10H38V11L41 12L42 10H41V9L39 10V9H38ZM40 6H39V8H40ZM47 6H48V4H47ZM50 6H52V5H50ZM56 6H58V4H56ZM88 6H87V8L89 9ZM142 6H143V4H142ZM155 6H154V4L152 5V7L154 8V9H153L154 11L156 10V7H155ZM163 6H164V7H163ZM163 6H162V8L164 9L165 6H167V5H163ZM168 6H167L166 8H169ZM234 6H235V5H234ZM256 6H258V4H257ZM5 7H6V11H5L4 13H6V12H7V9H8V8H7V5H6ZM5 7H4V8H5ZM10 7H11V6H10ZM12 7H13V6H12ZM19 7H20V6H19ZM28 7H24V8L26 9V8H28ZM48 7H49V6H48ZM48 7H47V8H48ZM73 7H71V8L73 9ZM84 7H85V6H84ZM100 7H101V6H100ZM102 7H103V4H102ZM145 7H146V6H145ZM245 7H246V6H245ZM249 7H250V9H252V7L254 8L255 6H251V5H250ZM262 7H261V8H262ZM1 8L4 9L2 6H1ZM1 8H0V11L3 12V11L1 10ZM24 8H23V9H24ZM44 8H46V7H44ZM44 8H43V10H44ZM50 8H51V10H52V7H50ZM50 8H49V10H50ZM61 8H62V9H61ZM71 8H70V9H71ZM74 8L77 9L76 6H75ZM87 8H85V10H86ZM96 8H97V7H96ZM126 8L124 9V11H123V9H122L121 11H123V12H127V11H126V10H127ZM129 8H131V7H129ZM141 8H142V7H141ZM146 8H148V6H147ZM146 8H145V9H146ZM150 8H151V6H150ZM159 8H157V10H158ZM162 8H161V9H162ZM173 8H174V7H173ZM173 8H172V7L169 8L168 12L170 13L171 11H173V13H174V9H173ZM242 8H243V7H242ZM246 8L248 9V7H246ZM9 9H11V8H9ZM9 9H8V12H7V13L9 14L8 17H11V15H13L16 11L13 13L14 10H13V11L11 10V11H12V12H11V11H9ZM53 9H55L54 6H53ZM75 9H74V10H75ZM78 9H80V8H78ZM93 9H94V8H93ZM161 9H160V10H161ZM170 9H172V10H170ZM235 9H236V8H235ZM250 9H248V10H250ZM254 9H255V8H254ZM262 9H264V8H262ZM35 10H33V11H35ZM45 10H47V9H45ZM51 10H50V11H51ZM74 10H73V11H74ZM80 10H81L82 12L85 11L84 8H83V10H82V7H81ZM89 10H90V9H89ZM94 10H95V9H94ZM98 10H99V9L97 8V9H96V12H97ZM100 10H101V9H100ZM129 10H130V9H129ZM136 10H137V9H136ZM139 10H140V12H138V15L142 13L141 11H143V9H140V7H139ZM139 10H138V11H139ZM146 10H147V9H146ZM166 10H167V9H166ZM166 10H163V11L166 12ZM177 10H178V9H177ZM38 11H37V12H38ZM50 11H49V13H48L47 11H45V12L48 13L49 16H50V15L55 16V15L57 14V13L54 11V12L56 13V14L54 15V13L52 12L53 10L51 11V13H50ZM81 11H80V12H81ZM104 11H105V10H104ZM104 11H102L103 13H100V16H102V15L104 16V13H106V11H105V12H104ZM134 11H135V9H134ZM134 11L132 10L133 13H134ZM154 11H153V12H154ZM163 11H162V12H163ZM9 12H11V14H10ZM28 12H31V11L28 10ZM35 12H36V11H35ZM35 12H34V13L31 12V14L33 15V14H35ZM43 12H44V11H43ZM43 12H41V13H42V15L40 14L41 16L39 15V12L37 13L39 17H36V14H35L34 16L36 17V19H35V17H34V19L37 21L38 18L41 17V18L44 20V18H43L44 16H43V15H44L45 13L43 14ZM59 12H61V11H59ZM70 12H71V10H70ZM70 12H69V13H70ZM77 12H78V10H77ZM87 12H88V10H86L85 13H87ZM98 12H99V11H98ZM98 12H97V13H98ZM132 12H131V13H132ZM155 12H156V11H155ZM245 12H249V11H245ZM250 12H251V10H250ZM259 12H260V10H259ZM7 13H6V14H7ZM12 13H13V14H12ZM52 13H53V14H52ZM62 13H63V12H61V14H62ZM66 13H65V14L63 13L64 16L66 15V18L72 16V15H71L72 12H71V14L67 13V14L70 15V16H68ZM107 13H108V11H107ZM131 13H130V14H131ZM144 13H145V12H144ZM144 13H143L144 16L142 15L143 17H145V14H148V13H145V14H144ZM149 13H151L150 10H149ZM166 13H167V12H166ZM1 14H2V13H1ZM17 14H18V13H16V15H17ZM25 14H27V13H25ZM58 14H59V13H58ZM83 14H84V13H83ZM89 14H90V13H89ZM89 14H88V15H89ZM170 14H171V15H174L175 13H174V14L170 13ZM241 14H242V13H241ZM258 14H259V13H258ZM16 15H15V16H16ZM18 15H20V14H18ZM21 15H23V14L21 13ZM21 15H20V16H21ZM32 15H31V16H32ZM73 15H74V14H73ZM76 15H77V14H76ZM122 15H125V14L122 13ZM150 15H151V14H150ZM165 15H166V14H165ZM1 16H2V15H1ZM3 16L5 17L6 15L4 14ZM13 16H14V15H13ZM15 16H14V18H15ZM20 16H18L19 19H20V18L22 19L23 16H22V17H20ZM27 16L30 17V15H27ZM53 16H51V17H53ZM62 16H63V15H62ZM64 16L62 17L63 19H65ZM67 16H68V17H67ZM81 16H82V15H81ZM89 16H91V15H89ZM89 16H88V17H89ZM98 16H99V13H98ZM98 16H97V17H98ZM100 16H99L98 18H99L100 20H101V19L104 20V18H101ZM103 16H102V17H103ZM126 16H127V15H126ZM133 16H134V14H133ZM151 16H153V15H151ZM154 16H155V15H154ZM168 16H170V15H168ZM242 16H243V15H242ZM4 17H2V18L4 19ZM32 17H33V16H32ZM32 17H31V18H32ZM45 17H48V16L45 15ZM55 17H57V16H55ZM55 17H54V18H55ZM104 17H105V18H109V16L107 17L106 14H105ZM134 17H135V16H134ZM140 17H141V16L139 15V20L141 19ZM146 17H147V15H146ZM166 17H167V16H166ZM170 17H171V16H170ZM170 17H169V18H170ZM259 17H261V16H259ZM41 18H40V19H41ZM49 18H50V17H48V19H49ZM98 18H97V20L99 21ZM136 18H137V17H136ZM147 18H148V21H147ZM147 18H145V20L147 21L146 23L150 22V20H151V22L153 21L152 19H149V17H147ZM154 18H156V17H154ZM261 18H262V17H261ZM8 19H9V18H8ZM10 19H11V21H12L13 18H10ZM26 19H27V22L29 23V20H28L27 17H26ZM34 19H33V20H34ZM46 19H47V18H46ZM48 19H47L46 21H44V22H46L45 25L47 24V22H48L51 18H50L49 20H48ZM58 19H59V18L57 17V21H56V22H57V25L61 26V24L58 23V22H59ZM68 19L70 20V18H68ZM68 19L66 20V22L69 21ZM74 19H77V18L74 17ZM74 19H72V21H70V24L68 23L67 25H68V26L71 25V23L74 22V21H73ZM86 19H87V18H86ZM94 19H95V18H94ZM134 19H135V18H134ZM4 20H5V19H4ZM16 20H17V17H16ZM30 20H31V19H30ZM43 20H42V22H43ZM52 20L54 21L55 19H51V25L49 24V25H50L49 27H51L52 24H53V23H52ZM78 20H79V18H78ZM135 20H136V19H135ZM141 20H142V19H141ZM164 20H165V19H164ZM171 20H173V19H171ZM245 20H246V19H245ZM245 20H244V21H245ZM249 20L251 21V18H250ZM262 20H263V19H262ZM6 21H7V20H6ZM19 21H20V20H19ZM38 21H39V20H38ZM38 21H37V22H38ZM88 21H89V20H88ZM88 21H87V22H88ZM91 21H93V20H90L89 23H91ZM101 21H102V20H101ZM107 21H108V20H107ZM136 21H137V20H136ZM154 21L156 22V19H154ZM3 22H4V21H3ZM32 22H33V21H32ZM32 22H31V23H32ZM44 22H43V25H44ZM49 22H50V21H49ZM56 22H54V24H56ZM60 22H61V21H60ZM77 22H78V21H77ZM79 22H80V21H79ZM96 22H97V21H96ZM103 22L105 23V21H103ZM133 22H134V21H133ZM133 22H132V23H133ZM247 22H248V20H247ZM14 23H15V22L13 21V24H14ZM33 23H35V22H33ZM40 23H41V21H40ZM99 23H100V22H99ZM114 23H115V22H114ZM114 23L112 22V23H110V25L113 26L112 24H114ZM143 23H144V22H143ZM19 24H20V23H19ZM35 24H36V23H35ZM79 24H80V23H79ZM83 24H84V23H83ZM83 24H82V25H83ZM85 24H86V23H85ZM93 24H94V22H93ZM135 24H136V23H135ZM141 24H142V23H141ZM150 24H152V23H150ZM150 24H148V25H149V28H150V26H151ZM5 25H7V24H5ZM33 25H34V24H33ZM41 25H42V23H41ZM41 25H40V27L43 26V25H42V26H41ZM57 25H55V26H57ZM62 25H63V23H62ZM105 25H106V24H104V26H105ZM110 25H107V26L109 27ZM133 25H134V23H133ZM148 25H147V27H148ZM259 25H260V24H259ZM259 25H257V28H259V27H258ZM10 26H11V24H10ZM16 26H17V25H16ZM29 26H30V23H29ZM47 26H48V25H47ZM47 26H46V29H48V30H46V31L51 32L50 29H51V28L53 29L54 25H53L50 29L47 28ZM87 26H88V25H87ZM94 26H95V25H94ZM96 26H97L96 28L99 27L98 22H97V25H96ZM100 26H101V23H100ZM111 26H110V27H111ZM117 26H118V25L115 24V27H113V28H117ZM137 26H138V25H137ZM137 26H136V28H137ZM252 26H253V25H252ZM252 26H251V27H252ZM262 26H263V25H262ZM0 27H1V26H0ZM6 27H8V26H6ZM31 27H32V30H33V29L35 30L38 26H34V27H33L32 24H31V26H30L29 28L31 29ZM40 27H39V28H40ZM43 27H44V26H43ZM43 27H42V28H43ZM71 27H72V26H71ZM74 27H76V26H74ZM78 27H79V26H78ZM81 27H82V26H81ZM84 27H85V26H84ZM151 27H152V26H151ZM12 28L14 29L13 26H12ZM58 28H59V27H58ZM100 28H101V27H99V30H100ZM122 28H123V27H122ZM149 28H148V29H149ZM254 28H256V27H254ZM257 28H256V29H257ZM262 28H263V27H261V25H260L259 30L262 29ZM2 29H3V26H2ZM8 29H9V28H8ZM40 29H41V28H40ZM40 29H39V30H40ZM44 29H45V28H44ZM44 29H43V30H44ZM56 29H57V28H56ZM61 29H62V27L59 28V30H60L59 33H61ZM76 29H79V28H76ZM101 29H102V28H101ZM109 29H110V28H109ZM117 29H118V28H117ZM148 29H147V31H150V33H151V29H149V30H148ZM152 29H153V28H152ZM232 29H233V27H232ZM256 29H255V30H256ZM11 30H12V29H11ZM11 30H9V32H10ZM14 30H15V29H14ZM14 30H13V32H12L13 34L15 33ZM41 30H42V29H41ZM43 30H42V31H43ZM59 30H58V31H59ZM71 30H72V29H71ZM96 30H97V29H96ZM123 30H125V29H123ZM154 30H155V29H154ZM239 30H240V28H239ZM1 31H2V33H3L5 30L3 29V30H1ZM1 31H0V32H1ZM15 31H16V30H15ZM63 31H65V30H63ZM105 31H106V30H105ZM105 31H104V32H105ZM111 31H112V27H111ZM113 31H114V29H113ZM113 31H112V32H113ZM115 31H116V30H115ZM125 31H126V30H125ZM125 31H124V32H125ZM152 31H153V30H152ZM233 31H234V30H233ZM39 32H40V35L38 34V36H42V35H41V31H39ZM39 32H38V33H39ZM48 32H46V33H48ZM69 32L71 33V31H69ZM84 32H85V31H84ZM99 32L101 33V31H98V33H99ZM118 32H120V31H118ZM137 32H138V31H137ZM230 32H231V31H230ZM259 32H261V31H259ZM2 33H0V34H2ZM4 33H5V32H4ZM6 33H7V30H6ZM33 33H34V32H33ZM51 33H53V31H52ZM54 33H55V32H54ZM65 33H66V32H65ZM81 33H82V32H81ZM113 33H114V32H113ZM125 33H127V32H125ZM152 33H154V32H152ZM237 33L239 34V32H237ZM242 33H243V35H242L243 37H245V35H247L246 32H242ZM245 33H246V34H245ZM253 33H254V32H253ZM262 33H264V31H262ZM16 34H17V32H16ZM34 34H35V33H34ZM42 34L45 35L44 32H42ZM48 34H49V33H48ZM62 34H63V33H62ZM66 34H67V33H66ZM109 34H110V33H109ZM127 34H128V33H127ZM127 34H126V35H127ZM138 34L140 35V32H138ZM148 34H149V32H148ZM154 34H155V33H154ZM235 34H236V33H235ZM244 34H245V35H244ZM256 34H257V33L252 34V36H253V35H256ZM4 35H5V34H4ZM4 35H3V36H0V41H1V38H4V37H5ZM9 35H10V33H9ZM9 35L6 34V36H8V38H9L10 36H11V37L14 36V35H13V36H12V35L9 36ZM49 35H50V34H49ZM54 35H55V34H54ZM64 35H65V34H64ZM67 35H69V33H68ZM76 35H77V33H76ZM99 35H100V34H99ZM99 35H98V36H99ZM101 35H102V34H101ZM105 35L107 36L106 33H105ZM105 35H104V36H105ZM115 35H116V34H115ZM249 35H251V34H248V36H249ZM258 35H259V34H258ZM30 36H31V35H30ZM56 36H59V35L57 34ZM62 36H63V35H62ZM84 36H85V35H84ZM91 36H92V35H91ZM91 36H90L88 39H90ZM113 36H114V35H113ZM119 36H120V35H119ZM119 36H118V37H119ZM129 36H130V35H129ZM141 36L143 37V34H142ZM147 36H148V37H151V35H150V36L147 35ZM152 36H153V35H152ZM154 36H155V35H154ZM235 36H236V35H235ZM11 37H10V38H11ZM15 37H17V36H15ZM32 37H33V36H31V38H32ZM42 37H43V36H42ZM42 37H41V38H42ZM52 37H54L53 34H52L51 37L49 36L50 39H51ZM81 37H82V35H81ZM92 37H93V36H92ZM95 37H96V36H95ZM110 37H111V35H110ZM123 37H124V36H123ZM155 37H156V36H155ZM258 37H259V36H257V38H258ZM5 38H6V37H5ZM8 38H7V39H8ZM65 38H66V37H65ZM69 38H71V36H70ZM72 38H74V37H72ZM101 38H102V36H101ZM121 38H122V37H121ZM160 38H161V37H160ZM255 38H256V36H255ZM7 39H5V40H7ZM19 39H20V38H19ZM56 39H57V38H56ZM59 39H61V37H60ZM59 39H57V45H56V46L54 45L55 47H57V46L60 47V46H61V45H58V44L61 43V42H60V43L58 42ZM102 39H104V38H102ZM132 39H133V38H132ZM139 39H141V38H139ZM149 39H154V38L151 37V38H149ZM242 39H243V38H242ZM248 39H249V38L247 37V40H248ZM11 40H12V39H11ZM22 40H23V39H22ZM44 40H45V39H44ZM54 40H55V39H54ZM66 40H67V39H65L64 41H66ZM90 40H91V39H90ZM90 40H89V41H90ZM106 40H107V39H106ZM115 40H116V39H115ZM117 40H120V39L118 38ZM117 40H116V41H117ZM123 40H124V39H123ZM126 40H127V39H126ZM157 40H158V39H157ZM157 40H156V41H157ZM181 40H182V39H181ZM181 40H180V41H181ZM239 40H240V38H239ZM244 40H246V39H244ZM252 40H254V39H251V41H252ZM259 40H260V38H259ZM261 40H262V39H261ZM261 40H260V41H261ZM46 41H47V40H46ZM46 41H45V42H46ZM70 41H72V40H70ZM83 41L86 43V39L83 40ZM89 41H88V42H89ZM94 41H95V40H94ZM97 41H98V40H97ZM101 41H102V40H101ZM108 41H109V40H108ZM111 41H112V40H111ZM129 41H130V40H129ZM141 41H142V39H141ZM154 41H155V39H154ZM163 41H165V40H163ZM176 41H177V40H176ZM236 41H237V39L235 40V42H236ZM240 41L243 42L242 40H240ZM255 41H256V40H255ZM255 41H254V42H255ZM257 41H258V40H257ZM260 41H259V42H260ZM14 42H15V41H14ZM62 42H63V41H62ZM72 42H73V41H72ZM112 42H113V41H112ZM123 42H124V41H123ZM126 42H127V41H126ZM177 42H178V41H177ZM247 42H248V41H247ZM247 42H245V43H247ZM259 42H255V43H259ZM46 43H48V42H46ZM67 43H68V42H67ZM73 43H74V42H73ZM92 43H93V41H92ZM92 43H90V45H91ZM169 43H171V40L169 41ZM180 43H181V42H180ZM236 43H237V42H236ZM245 43H243V46L245 45ZM248 43H249V42H248ZM263 43H264V42H263ZM4 44H5V43H4ZM55 44H56V43H55ZM61 44L63 45V43H61ZM74 44H75V43H74ZM86 44H87V43H86ZM86 44H85V45H86ZM93 44H94V43H93ZM93 44H92V45H93ZM110 44H111V42H110ZM115 44H116V43H115ZM120 44H121V43H120ZM120 44H119V45H120ZM123 44H124V43H123ZM140 44H141V43H140ZM165 44H166V43H165ZM178 44H179V42H178ZM238 44H239V43H238ZM240 44H242V43H240ZM240 44H239V45H240ZM66 45H67V44H65L64 46H66ZM72 45H73V44H72ZM92 45L90 46L91 48H92ZM98 45H99V44H98ZM98 45H97V46H98ZM125 45H126V44H125ZM246 45H248V44H246ZM246 45H245V46H246ZM256 45H257V44H256ZM256 45H254V47H255ZM261 45H262V44H260V46H261ZM2 46H4V45L2 44ZM6 46H7V45H6ZM37 46H38V45H37ZM103 46L106 47L105 45H103ZM110 46H111V45H110ZM143 46H144V44H143ZM176 46H177V45H176ZM241 46H242V45H241ZM258 46H259V45H258ZM258 46H257V48H258ZM66 47H67V46H66ZM90 47H88V49H89ZM115 47H117V45H115ZM121 47L123 48V46H121ZM129 47H131V46H129ZM144 47H145V46H144ZM148 47H149V46H147V48H148ZM164 47H165V46H164ZM192 47H193V46H192ZM238 47H239V46H238ZM238 47H237V49H238ZM246 47H247V46H246ZM248 47L250 48V47H252V46L250 45V46H248ZM1 48H2V47H1ZM63 48H64V47H63ZM78 48H79V47H78ZM178 48H179V47H178ZM242 48H243V47H242ZM249 48H248V49H249ZM261 48H263V46H261ZM37 49H39V48H34V50H36V51H33V47H32V52L36 53V52L38 51ZM57 49H59V48H57ZM71 49H72V48H71ZM79 49H80V48H79ZM79 49H78V50H79ZM94 49H95V48H94ZM103 49H104V48H103ZM105 49L107 50V48H105ZM125 49H126V48H125ZM154 49H155V47H154ZM243 49H244V48H243ZM245 49H247V48H245ZM259 49H260V48H259ZM259 49H257V51H258ZM30 50H31V49H30ZM42 50H43V49H41V51H42ZM45 50H46V48H45ZM64 50H65V49H64ZM66 50H67V49H66ZM92 50H93V49H92ZM92 50H91V52H93ZM95 50H96V49H95ZM164 50L167 51V49H164ZM240 50H242V49L240 48ZM252 50L255 51V48H253V49L251 48V51L248 50V51L251 52L250 55L252 54ZM260 50H261V49H260ZM260 50H259V51H260ZM1 51H2V50H1ZM6 51H7V50H6ZM39 51H40V50H39ZM41 51H40V54H41ZM81 51H82V50H81ZM87 51H88V50H87ZM97 51H98V49H97ZM108 51H109V50H108ZM257 51H255V53H256ZM261 51H264V49H262ZM3 52H4V51H3ZM32 52H31V53H32ZM44 52H45V51H44ZM44 52H43V53H44ZM53 52H54V51H53ZM66 52H67V51H66ZM82 52H83V51H82ZM82 52H81V53H82ZM115 52H116V51L114 50V53H115ZM34 53H33V54H34ZM37 53L39 54V52H37ZM37 53H36V54H37ZM47 53H48V51H47ZM47 53H46V55H47ZM54 53H55V52H54ZM71 53H72V52H71ZM79 53H80V51H79ZM119 53H120V52H119ZM125 53H126V52H125ZM164 53H165V52H164ZM175 53H176V51H175ZM258 53H259V52L256 53L257 56H258ZM261 53L264 54V52H261ZM33 54H32V55H33ZM44 54H45V53H44ZM44 54H42V57L44 56ZM48 54H49V53H48ZM90 54H91V53H90ZM93 54H94V52H93ZM93 54H92V55H93ZM102 54H103V53H102ZM105 54H106V53H105ZM116 54H117V53H116ZM150 54H151V53H150ZM246 54H247V56H248V52H247ZM263 54H259V55H262V56H263ZM7 55H8V53H7ZM17 55H18V54H17ZM50 55H51V54H50ZM63 55H64V54H63ZM66 55H67V54H66ZM82 55H83V54H82ZM82 55H81V56H82ZM107 55H108V54H107ZM147 55H148V54H147ZM147 55H146V56H147ZM159 55H160V54H159ZM252 55H253V54H252ZM256 55H255V57H256L255 59L258 58ZM5 56H6V55H5ZM30 56H31V55H30ZM38 56H39V55H38ZM48 56H49V55H48ZM48 56H47L46 58H48ZM54 56H55V55H54ZM64 56H65V55H64ZM83 56H84V55H83ZM100 56H101V54H100ZM114 56H115V55H114ZM123 56H124V55H123ZM151 56H152V55H151ZM0 57H1V55H0ZM2 57H3V56H2ZM33 57H35V56H33ZM39 57L41 58V56H39ZM39 57H38V58H39ZM50 57H51V56H49V59H48V60H50ZM116 57H117V56H116ZM118 57H119V56H118ZM127 57H128V56H127ZM168 57H169V56H168ZM176 57H177V56H176ZM179 57L181 58L182 56L180 55ZM179 57H177L176 59L179 60V59H180ZM250 57H252V56H250ZM260 57H261V56H259V58H260ZM263 57H264V56H263ZM7 58H9V57H7ZM36 58H37V55H36ZM102 58H103V57H102ZM163 58L166 59L165 56H164ZM253 58H254V57H253ZM43 59H44V57H43ZM61 59H62V58H61ZM70 59H71V58H69L68 60H70ZM86 59H87V58H86ZM89 59H90V60H91V59L93 60L92 57H91V58L89 57ZM118 59H119V58H118ZM124 59H125V58H124ZM181 59H182V58H181ZM245 59H246V58H245ZM248 59H249V58H248ZM248 59H246V60L249 61L250 59H249V60H248ZM263 59H264V58H263ZM2 60H3V58H2ZM8 60H9V59H8ZM8 60H7V61H8ZM29 60L32 61L31 58H30ZM35 60H36V59H35ZM45 60H47V59H44L43 61H45ZM48 60H47V61H48ZM68 60H67V62H68ZM72 60H73V58H72ZM92 60H91V61H92ZM94 60H95V59H94ZM105 60H106V59H105ZM109 60H110V59H109ZM109 60H108V61H109ZM116 60H117V59H116ZM158 60H159V59H158ZM168 60H169V59H168ZM4 61H5V59H4ZM4 61H2V62H4ZM41 61H42V59H41ZM41 61H40V62H41ZM43 61H42V63H43ZM47 61H46L45 63H47ZM76 61H77V60H76ZM91 61L89 62V60H88V62H89L90 64H89L88 62H87V63H88L89 65H91ZM95 61H96V60H95ZM95 61H94V63H95ZM113 61H114V60H113ZM119 61H120V60H119ZM151 61H152V60H151ZM151 61H150V62H151ZM154 61H155V60H154ZM159 61H160V60H159ZM159 61H158V62H159ZM165 61H166V60H165ZM179 61H181V60H179ZM203 61H204V60H203ZM221 61H222V60H221ZM255 61H256V60H255ZM255 61H254V62H255ZM29 62H30V61H29ZM73 62L75 63V61H73ZM78 62H79V61H78ZM78 62H76L75 64L73 63V65H75V67H76V65H77ZM80 62H81V65H79V67L82 68V66H83L82 64L84 63V61H83V63H82V61H80ZM80 62H79L78 64H80ZM101 62H102V61H101ZM101 62H100V63H101ZM109 62H110V61H109ZM120 62H121V61H120ZM125 62H126V60H125ZM125 62H124V63H125ZM129 62H130V60H129ZM135 62H136V61H135ZM175 62H176V61H175ZM181 62H182V61H181ZM258 62H263V61H261V60L259 59V61H257V63H258ZM9 63H10V61H9ZM30 63H31V62H30ZM45 63H44V64H45ZM53 63H54V62H53ZM94 63H92V64L95 66ZM105 63H106V62H105ZM110 63H111V62H110ZM122 63H123V62H122ZM124 63H123V64H124ZM132 63H133V62H132ZM146 63H147V62H146ZM156 63H157V61H156ZM185 63H186V62H185ZM201 63H204V62H201ZM246 63H247V62H246ZM248 63H249V62H248ZM44 64H42V65H44ZM88 64H87V65H88ZM107 64H108V63H107ZM148 64H150V63H148ZM166 64H167V63H166ZM168 64H169V63H168ZM174 64H175V63H174ZM180 64H181V63H180ZM231 64H234V67L237 66V65L235 64L234 61H232ZM3 65H4V64H3ZM10 65H11V64H10ZM15 65H16V67H17V64H15ZM18 65H19V64H18ZM29 65H30V64H29ZM52 65H53V64H52ZM100 65L102 66L103 64H100ZM111 65H112V64H110V66H111ZM121 65H122V64H121ZM127 65H128V64H127ZM127 65H126V66H127ZM143 65H144V63H143ZM154 65H155V64H154ZM157 65H158V63H157ZM157 65H156V66H157ZM171 65H173V64H171ZM203 65H204V64H201L202 67H204ZM235 65H236V66H235ZM258 65H260V64H258ZM262 65L264 66L263 63H262ZM262 65H260V66H262ZM44 66H45V65H44ZM44 66H42L41 69H43ZM50 66H51V65H50ZM60 66H61V65H59V67H60ZM71 66H72V65H71ZM71 66H70V67H71ZM101 66H100V67H101ZM174 66H175V65H174ZM176 66H177V65H176ZM197 66H198V65H197ZM199 66H200V65H199ZM205 66H206V64H205ZM232 66H233V65H232ZM232 66H231L230 68H234V67H232ZM238 66H240V65H238ZM260 66H259V67H260ZM263 66H262V67H263ZM3 67H4V66H3ZM21 67H22V66H21ZM45 67H46V66H45ZM65 67L67 68V66H65ZM65 67L63 66V69H64ZM85 67H86V66H85ZM143 67H145V66H143ZM148 67H149V65H148ZM161 67H162V66H161ZM161 67H160V68H161ZM170 67H171V66H170ZM170 67H169V68H170ZM180 67H181V66H180ZM189 67H190V65H189ZM192 67H193V66H192ZM259 67H258V68H259ZM262 67H261V70H262ZM18 68H19V67H18ZM47 68H48V66H47ZM61 68H62V67H61ZM86 68H87V67H86ZM91 68H92V67H91ZM109 68H110L109 70H111L112 67H109ZM154 68H155V67H154ZM158 68H159V65H158ZM160 68H159V69H160ZM206 68L208 69V67H206ZM238 68H239V67H238ZM22 69H23L22 71H24V68H22ZM28 69H29V68H28ZM41 69H40V72L42 71ZM44 69H45V71L48 70V72H49V69H50V68L47 69V70H46V68H44ZM52 69L54 70L55 68H51L50 71H52V72H50V73H53V72L56 71V70L53 71ZM67 69H68V68H67ZM74 69H75V68H74ZM76 69H77V68H76ZM87 69H88V68H87ZM170 69H171V68H170ZM198 69H199V68H198ZM201 69H202V68H201ZM236 69H237V68H236ZM236 69L234 68V71H236ZM239 69H240V68H239ZM259 69H260V68H259ZM6 70H7V69H6ZM11 70H12V69H11ZM11 70L9 69L7 72L9 73ZM25 70H26V69H25ZM100 70H101V69H100ZM105 70H107V69L105 68ZM112 70H113V69H112ZM184 70H185V69H184ZM184 70H183V71H184ZM188 70H189V69H188ZM193 70H195V69H193ZM230 70H231V73H232V69H230ZM12 71L14 72V70H12ZM18 71H19V69H18ZM43 71H44V70H43ZM83 71H84V70H83ZM107 71H108V70H107ZM196 71H197V70H196ZM238 71H239V70H238ZM238 71H236V73H237ZM263 71H264V67H263ZM19 72H20V71H19ZM24 72H25V71H24ZM48 72H46L47 75H46V73L44 72L45 75H46L47 77H48V74H49ZM56 72H57V71H56ZM74 72H75V71H74ZM94 72H95V71H94ZM103 72H104V71H103ZM111 72H112V71H111ZM114 72H115V71H114ZM173 72H174V71H173ZM180 72H181V71H180ZM184 72H185V71H184ZM186 72H188V71H186ZM229 72H230V71H229ZM245 72H247V71H244V73H245ZM256 72H257V71H256ZM1 73H2V72H1ZM10 73H12V72H10ZM21 73L24 75L23 72H21ZM58 73H60V72H58ZM58 73H57V74H58ZM81 73H82V72H81ZM81 73H80V74H81ZM91 73H92V72H91ZM181 73H182V72H181ZM233 73H235V72H233ZM233 73H232V74H233ZM236 73H235V74H236ZM240 73H241V71H240ZM247 73H249V72H247ZM250 73H251V72H250ZM257 73H258V72H257ZM257 73H256V74H257ZM259 73H260V72H259ZM13 74H15V72H14ZM18 74H19V73H18ZM22 74H21V76H22ZM26 74H27V73H26ZM60 74H61V73H60ZM60 74H59V75H60ZM103 74H104V73H103ZM107 74H108V73H107ZM110 74H111V73H110ZM151 74H152V73H151ZM182 74H183V73H182ZM184 74H185V73H184ZM186 74H187V73H186ZM201 74H202V73H201ZM235 74H234V75H235ZM245 74H246V73H245ZM251 74H252V73H251ZM251 74H248V76H246V77H249V75H251ZM263 74H264V73H263ZM8 75H11V74H8ZM15 75H16V74H15ZM52 75H53V77H56V78H57V75H56V76H54L55 74H52ZM70 75H72V74H70ZM73 75H74V74H73ZM113 75H114V74H113ZM153 75H154V74H153ZM227 75H228V74H227ZM229 75H230V74H229ZM234 75H232V76H234ZM236 75H237V74H236ZM238 75H241V76H242V75H244V74H243V72H242L241 74L238 73ZM246 75H247V74H246ZM257 75L259 76V74H257ZM27 76H28V75H27ZM50 76H51V75H50ZM50 76H49V77H50ZM99 76H101V75H99ZM119 76H120V75H119ZM121 76H122V75H121ZM121 76H120V77H121ZM173 76H174V75H173ZM219 76H220V75H219ZM244 76H245V75H244ZM29 77H32V76H29ZM29 77H28L27 79H26V78H25V79L28 80ZM47 77H46L47 81H48V80L50 81V79H52V77H50V79L47 78ZM58 77H59V76H58ZM60 77H61V76H60ZM110 77H111V76H110ZM153 77H154V76H153ZM155 77H156V76H155ZM155 77H154V79H155ZM162 77H163V75H162ZM167 77H168V76H167ZM177 77H178V76H177ZM251 77H253V74H252ZM255 77H256V76H255ZM260 77H261V76H260ZM103 78H105V77H103ZM150 78H151V77H150ZM164 78H165V77H164ZM242 78H243V76H242ZM17 79H19V81H21V82H22V80L26 81L24 78L20 79V78L18 77ZM38 79H40V78L38 77ZM110 79H111V78H110ZM112 79H113V78H112ZM112 79H111V81H112ZM115 79H117V78H115ZM122 79H123V78H122ZM129 79H130V78H129ZM159 79H160V78H159ZM165 79H166V78H165ZM168 79H169V78H168ZM180 79H181V78H180ZM246 79H247V78H246ZM53 80H54V78H53ZM126 80H127V79H126ZM152 80H153V79H152ZM16 81H17V80H16ZM24 81H23V82H24ZM32 81H33V80H32ZM45 81H46V80H45ZM105 81H106V80H105ZM109 81H110V80H109ZM109 81H108V82H109ZM143 81H144V80H143ZM155 81H157V80L155 79ZM160 81H161V80H160ZM167 81H168V80H167ZM167 81H166V82H167ZM236 81H238V80H236ZM257 81H258V80H257ZM21 82H20V83H21ZM51 82H52V81H51ZM113 82H114V81H113ZM161 82H162V81H161ZM161 82H160V83H161ZM163 82H165V80H163ZM166 82H165V83H166ZM168 82H169V81H168ZM245 82H246V81H245ZM46 83H48V82H46ZM109 83H111V82H109ZM114 83H115V82H114ZM125 83H127V82H125ZM125 83H124V84H125ZM153 83H154V81H153ZM155 83L157 84V83H159V82H155ZM155 83H154V84H155ZM169 83H171V82H169ZM7 84H8V83H7ZM7 84H6V85H7ZM22 84L24 85L25 82L22 83ZM51 84H52V83H51ZM51 84L49 83V85H51ZM116 84H117V82H116ZM127 84L129 85V83H127ZM33 85H34V84H33ZM33 85H32V87H33ZM111 85H112V84H111ZM130 85H131V84H130ZM132 85H133V87L135 86L134 84H132ZM159 85H160V84H159ZM161 85H162V84H161ZM166 85H169V84L166 83ZM239 85H240V84H239ZM251 85H253V84H251ZM8 86H10V85H8ZM82 86H83V85H82ZM108 86H109V85H108ZM142 86H143V85H142ZM169 86H170V87L167 86L168 89L172 88L171 85H169ZM27 87H29V86H28V85L25 86V89H26ZM104 87H105V86H104ZM109 87H110V86H109ZM111 87H112V86H111ZM124 87H125V85H124ZM146 87H147V86H146ZM146 87H145V88H146ZM188 87H189V86H188ZM244 87H245V86H244ZM6 88H7V87H6ZM11 88H12V87H11ZM30 88H31V87H30ZM57 88H58V87H57ZM76 88H77V87H76ZM130 88H131V87H130ZM135 88H136V87H135ZM135 88H134V89H135ZM137 88H138V87H137ZM174 88H175V87L172 88L173 91L171 90V93H172V92L174 93V90H176V89H174ZM12 89H13V88H12ZM50 89H51V88H50ZM53 89H54V88H53ZM59 89H60V88H58V91H59ZM113 89H114V88H113ZM119 89H120V87H119ZM121 89H122V88H121ZM127 89H128V88H127ZM10 90H11V89H10ZM14 90H16V89H14ZM14 90H13V91H14ZM28 90H31V89H28ZM51 90H52V89H51ZM51 90H50V91H51ZM63 90H64V87H63ZM109 90H110V89H109ZM114 90H115V89H114ZM122 90H123V89H122ZM137 90H138V89H137ZM163 90H164V89H163ZM178 90H179V89H178ZM245 90H247V89H245ZM19 91H20V90H19ZM21 91H22V90H21ZM35 91H36V90H34V93H35ZM53 91H54V90H53ZM118 91H119V90H118ZM118 91H117V93H118ZM125 91H127V90H125ZM164 91H165V90H164ZM184 91H185V90H184ZM9 92H10V94H11V91H9ZM24 92H26V90H24ZM76 92H77V91H76ZM88 92H89V91H88ZM92 92H93V91H92ZM92 92H91V93H92ZM109 92H110V91H109ZM121 92H122V91H121ZM136 92H137V91H136ZM136 92H135V93H136ZM139 92H140V91H139ZM145 92H146V91H145ZM179 92H182V90H181V91H177V90H176V93H177V94H179ZM4 93H5V92H4ZM14 93L17 94V92H14ZM52 93H53V92H52ZM55 93H56V92H55ZM77 93H78V92H77ZM99 93H100V92H99ZM99 93H96V94H99ZM115 93H116V92H115ZM122 93H123V92H122ZM133 93H134V92H133ZM162 93H163V92H162ZM186 93H187V92H186ZM25 94H27V93H25ZM66 94H67V93H66ZM66 94H65V95H66ZM84 94L87 95L86 91H85ZM89 94H90V93H89ZM160 94H161V93H160ZM177 94H174V95L177 96ZM182 94H183V93H182ZM182 94H179V95H181V96H179L180 98H178V99H172L171 101L169 100L170 102H169V101H168V102L171 103L173 100H174V101H175V100L178 101L179 99H181V97H183ZM221 94H222V93H221ZM240 94H241V93H240ZM240 94H238V95L240 96L239 98H240L241 100H243V98H241V97H244L245 95L242 94V95H244V96H242V95H240ZM19 95H20V94H19ZM36 95H37V94H36ZM67 95H68V94H67ZM81 95H82V94H81ZM86 95H85V96H86ZM91 95H92V94H91ZM91 95H90V96H91ZM93 95L96 96V95H95V91L93 92ZM123 95H124V94H123ZM125 95H126V93H125ZM141 95L143 96V92H142ZM246 95H247V94H246ZM13 96H14V95H13ZM15 96H18V95H15ZM27 96H29V95H27ZM33 96H34V95H33ZM88 96H89V95H88ZM88 96H86L87 100L90 99V97L88 98ZM100 96H101V95H100ZM119 96H120V95H119ZM129 96H130V95H129ZM129 96H128V97H129ZM138 96H139V95H138V93H137V97H138ZM142 96H141V97H142ZM160 96H161V95H160ZM171 96H173V95H171ZM219 96H220V95H219ZM247 96L249 97V98H248V100H249V99H250V94L247 95ZM20 97H21V99H22V96H20ZM59 97H60V96H59ZM92 97H93V96H92ZM101 97H102V96H101ZM101 97H100V99H101ZM126 97H127V96H126ZM137 97H136V98H137ZM143 97H144V96H143ZM148 97H149V96H148ZM18 98H19V97H18ZM18 98H17V100L19 101L20 98H19V99H18ZM62 98H63V97H62ZM80 98H81V97H80ZM98 98H99V97H98ZM98 98H97V99H98ZM102 98H104V97H102ZM122 98H123V97H122ZM130 98H131V97H130ZM144 98H145V97H144ZM236 98H237V96H236ZM236 98L233 99V100H236ZM10 99H11V97H10ZM21 99H20V100H21ZM67 99H68V98H67ZM126 99H127V98H126ZM131 99H134V98L132 97ZM131 99H130V100H131ZM139 99H140V98H139ZM139 99H138V100H139ZM147 99H148V98H147ZM147 99H146V100H147ZM163 99H164V98H163ZM167 99H168V98H167ZM167 99L165 98L166 101H167ZM183 99H184V97H183ZM240 99H239V101H240ZM244 99H245V97H244ZM23 100H24V97H23ZM38 100H39V99H38ZM43 100H44V99H43ZM80 100H81V99H80ZM95 100H96V98H95ZM101 100H102V99H101ZM101 100H100V103L103 102V104H104V101H105L106 99H105L104 101H101ZM138 100H137V102H138ZM144 100H145V99H144ZM148 100H150V99H148ZM185 100H187V99H185ZM185 100L182 101V99H181L182 102L179 100V103H180V102L183 103V104L180 103V107H179V108H181V106H183V105L189 106V105H187V104H184V102L187 103ZM188 100L190 101V99H188ZM246 100H247V99H246ZM34 101H35V100H33L32 102H30V104H31V103H34ZM67 101H68V100H67ZM77 101H78V100H77ZM91 101H92V99H91ZM91 101H90V102H91ZM106 101H107V100H106ZM140 101H141V100H140ZM19 102L22 103L23 101L21 100V101H19ZM35 102H36V101H35ZM47 102H50V101H47ZM47 102H46V103H47ZM52 102H53V101H52ZM68 102H69V101H68ZM79 102H80V101H79ZM83 102H84V101H83ZM85 102H86V101H85ZM90 102H89V100H88V103H90ZM120 102H121V101H120ZM122 102H123V101H122ZM125 102H127V101L125 100ZM132 102H133V101H132ZM134 102H135V101H134ZM150 102H151V100L149 101V103H150ZM161 102L165 104V101L162 100ZM234 102H235V101H234ZM236 102H237V100H236ZM38 103H39V102H38ZM50 103H51V102H50ZM55 103H56V102H55ZM92 103H93V101H92ZM107 103H108V101H107ZM128 103H130V102H128ZM140 103H141V102H140ZM146 103H147V102H146ZM162 103H161V104H162ZM174 103H175V102H173V104H174ZM176 103H177V102H176ZM189 103H190V102H189ZM248 103H249V102H248ZM36 104H37V103H36ZM36 104H35V105H36ZM47 104H48V103H47ZM47 104L45 105V107H46V106L49 107L50 104H49V105H47ZM61 104H63V103H61ZM90 104H91V103H90ZM94 104H96V103H94ZM97 104H98V103H97ZM103 104H102V107L104 108V106H105L106 103H105L104 105H103ZM113 104H114V103H113ZM113 104H112V105H113ZM126 104H127V103H126ZM138 104H139V103H138ZM173 104L171 103L170 106L173 105ZM236 104H237V103H236ZM240 104H241V101H240ZM28 105H29V104H28ZM28 105H26V106H28ZM53 105H54V104H51V106H50L49 108H51ZM66 105H67V104H66ZM68 105H69V104H68ZM86 105H87V104H86ZM106 105H107V104H106ZM108 105H109V103H108ZM122 105H123V103H122ZM129 105H130V104H129ZM131 105H132V104H131ZM133 105H134V104H133ZM133 105H132V106H133ZM139 105H140V104H139ZM142 105H144V103H143ZM145 105L147 106L148 104H145ZM178 105H179V104H178ZM234 105H235V104H234ZM241 105H242V104H241ZM244 105H245V104H244ZM244 105H243V106H244ZM1 106H2V104H1ZM18 106H19V105H18ZM62 106H63V105H62ZM82 106H83V105H82ZM97 106H98V105H97ZM110 106H111V105H110ZM123 106H124V105H123ZM159 106H160V105L158 104V107H159ZM161 106H163V104H162ZM173 106H176L175 108H177V104H176V105L174 104ZM186 106H185V107H186ZM263 106H264V105H263ZM263 106H262V107H263ZM12 107H13V106H12ZM70 107H71V106H70ZM78 107H79V106H78ZM80 107H81V106H80ZM99 107H100V106H99ZM99 107H98V109H99V111H100V108H99ZM113 107H114V106H113ZM135 107H136V106H135ZM135 107H134V108H135ZM144 107H145V106H144ZM144 107H140V109H138V110H144V109H142V108H144ZM183 107H184V106H183ZM183 107H182V108H183ZM185 107H184V108H185ZM238 107H240V106L238 105ZM247 107H251V108H252V106H247ZM22 108H23V107H22ZM34 108H35V106H34ZM36 108H37V107H36ZM49 108L47 109V107H46L47 110H49ZM58 108H59V107H58ZM62 108H63V107H62ZM90 108L93 110V112L96 113L95 110H96L97 108L94 107V109H93L92 106H91ZM103 108H102V109H103ZM106 108H107V109H106ZM106 108H104V109H106V111L109 112V111H108V107H106ZM136 108H137V107H136ZM164 108H165V107H164ZM164 108H163V109H164ZM184 108H183V109H180V110H184V111H185ZM187 108H188V107H186V110H187ZM244 108H245V107H244ZM8 109H9V108H8ZM18 109H19V108H18ZM18 109H16V110L13 109V110L16 111V112L18 113V111H17ZM23 109H24V108H23ZM53 109H54V107L51 108V110H53ZM55 109H56V107H55ZM65 109H66V107H65ZM86 109H87V108H86ZM111 109L113 110V108H111ZM115 109H116V108H115ZM122 109H123V108H122ZM131 109H132V108H131ZM146 109H147V108H146ZM158 109H159V108H158ZM177 109H178V108H177ZM177 109H175V110H177ZM252 109H254V108H252ZM263 109H264V108H263ZM4 110H5V109H4ZM20 110H21V108H20ZM30 110H32V109H30ZM35 110H36V109H35ZM63 110H64V108H63ZM66 110H67V109H66ZM68 110H69V109H68ZM109 110H110V107H109ZM116 110H117V109H116ZM123 110H124V109H123ZM167 110H168V109H167ZM169 110H170V108H169ZM180 110H177V112H179ZM243 110H244V109H243ZM255 110H256V109H255ZM5 111H6V110H5ZM55 111H56V110H55ZM97 111H98V110H97ZM110 111H111V110H110ZM134 111H135V110H134ZM184 111H181V112H184ZM261 111L264 112L263 110H260V112H261ZM28 112H29V110H28ZM41 112H42V111H41ZM47 112H48V111H47ZM59 112H62V113H63V111H59ZM112 112H114V110L111 111V117H113V116H112V114H113ZM124 112H126V110H125ZM135 112H137V111H135ZM158 112H159V111H158ZM161 112H162V111H161ZM167 112H168V111H167ZM175 112H176V111H175ZM9 113H10V112H9ZM30 113H31V112H30ZM42 113H43V112H42ZM64 113H65V112H64ZM64 113H63V114H64ZM66 113H67V111H66ZM98 113H100V112H98ZM119 113H120V112H119ZM119 113H118V114H119ZM131 113H132V112H131ZM164 113H166V112H163V114H164ZM170 113H171V112L169 111V112H168V116H167V114H166L165 116H167V117L169 118V116L172 115V113H171V114H170ZM179 113H180V112H179ZM179 113H178V114H179ZM249 113H250V112H249ZM253 113H255V112H253ZM15 114H16V113H15ZM32 114H33V113H32ZM38 114H40V113L38 112ZM48 114H49V113H48ZM51 114H52V112H51ZM58 114H59V116H60V113H58ZM58 114H57V115H58ZM101 114H102V113H101ZM108 114H110V113H107V115H108ZM136 114H137V113H136ZM148 114H149V113H148ZM180 114H181V113H180ZM7 115H8V114H7ZM7 115H6V116H7ZM34 115H35V114H34ZM44 115H45V114H44ZM44 115H43V116H44ZM70 115H71V114H70ZM81 115H82V114H81ZM86 115H87V114H86ZM88 115H89V117H90V114H88ZM88 115H87V117H88ZM114 115H115V113H114ZM120 115H121V114H120ZM132 115H133V114H132ZM134 115H135V114H134ZM146 115H147V114H146ZM176 115H177V114H175V118H176ZM250 115H251V113H250ZM256 115H257V114H256ZM27 116H28V115H27ZM27 116H26V117H27ZM29 116H30V115H29ZM65 116H66V115H65ZM95 116H96V115H95ZM101 116H102V115H101ZM101 116H100V117H101ZM130 116H131V114H130ZM143 116H144V115H143ZM180 116L182 117V115H179L178 119H177V118H176V119L174 118V119H175L174 121H177V122H175V123H178V121L180 120L179 118H181ZM2 117H3V116H2ZM19 117H20V116H19ZM35 117H36V116H35ZM37 117H39V115H38ZM40 117H41V116H40ZM44 117H45V116H44ZM47 117H48V116H47ZM50 117H51V116H50ZM52 117H53V116H52ZM66 117H68V114H67ZM107 117H108V116H107ZM114 117H116V115H115ZM114 117H113V118H114ZM117 117H119V116L117 115ZM136 117H137V116H136ZM167 117H166V118H167ZM15 118H16V117H15ZM69 118H70V117H69ZM72 118H73V117H72ZM72 118H71V119H72ZM113 118H110V119L112 120ZM122 118H123V117H122ZM122 118H121V119L119 118L122 122H121L119 119H118V121H120L121 124L123 125V122L125 123V119H122ZM129 118H130V117H129ZM170 118H171V116H170ZM13 119H14V117H13ZM18 119H20V118H18ZM21 119H22V118H21ZM21 119H20V120H21ZM31 119H32V118H31ZM63 119H64V118H63ZM63 119H62V120H63ZM73 119H74V118H73ZM80 119H81V117H80ZM83 119H84V118H83ZM88 119H89V118H88ZM100 119H101V118H100ZM103 119H104V116H103ZM103 119H102V121H103ZM130 119H131V118H130ZM181 119H182V118H181ZM14 120H15V119H14ZM38 120H39V118H38ZM43 120H44V119H43ZM60 120H61V119H60ZM90 120H91V119H90ZM93 120H94V119H93ZM114 120H117V119H114ZM127 120H128V119H127ZM194 120L197 121L196 118H195ZM198 120H199V119H198ZM29 121L31 122V120H29ZM39 121H40V120H39ZM65 121H70V120L68 119V120H65ZM84 121H85V120H84ZM118 121H117V122H118ZM169 121H171V120H169ZM180 121H182V120H180ZM180 121H179V124H180ZM24 122H25V121H24ZM56 122H57V121H56ZM60 122H61V121H60ZM85 122H86V121H85ZM89 122H90V121H89ZM113 122H115V123L112 124V125L114 126V124H116V121H113ZM126 122H127V121H126ZM132 122H133V121H132ZM199 122H200V121H199ZM63 123H64V122H63ZM75 123H76V122H75ZM87 123H88V122H87ZM100 123H102V122L100 121ZM103 123H104V122H103ZM118 123H119V122H118ZM127 123H128V122H127ZM127 123H126L125 125H127ZM169 123H172V122H169ZM175 123L173 122V124H175ZM35 124H36V123H35ZM39 124H40V123H39ZM65 124H66V123H65ZM72 124H73V123H72ZM90 124H91V123H90ZM105 124H107V123L105 122ZM108 124L110 125L109 122H108ZM121 124H120V125H121ZM132 124H133V123H132ZM132 124H131V126H132ZM145 124H146V123H145ZM145 124H141V125H145ZM179 124H176V126L179 125ZM17 125H18V124H17ZM20 125H21V124H20ZM54 125H55V124H54ZM80 125H81V124H80ZM80 125L78 124L77 126H80ZM83 125H85V124H83ZM88 125H89V123H88ZM97 125H99V124H97ZM109 125H106V126H109ZM125 125H124V126H125ZM171 125H172V124H171ZM180 125H181V124H180ZM196 125H198V124H196ZM63 126H64V125H63ZM101 126H103V124L100 125V126H97V128H100ZM117 126H118V125H116V127H117ZM124 126H123V127H124ZM181 126H182V125H181ZM80 127H81V126H80ZM89 127H90V126H89ZM116 127H115V128H116ZM120 127H121V126H120ZM138 127H139V125H138ZM165 127H166V126H164L163 128H165ZM8 128H9V127H8ZM34 128H35V127H34ZM44 128H45V127H44ZM44 128H43V129H44ZM71 128H73V127H71ZM85 128H86V127H85ZM104 128H105V127H104ZM107 128H108V127H107ZM172 128H173V127H172ZM172 128H171V130H172ZM178 128H179V127H178ZM21 129H22V128H21ZM37 129H38V128H37ZM37 129H35V130H37ZM110 129H111V128H110ZM174 129H175V128H174ZM41 130H42V129H41ZM41 130H40V132H41ZM45 130H46V129H45ZM52 130H53V129H52ZM54 130H56V129H54ZM54 130H53V131H54ZM58 130H59V129H58ZM86 130H87V129H86ZM98 130H101V128L98 129ZM103 130H104V129H103ZM119 130H120V129H119ZM121 130H122V129H121ZM162 130H163V129H162ZM167 130H169V129H167ZM180 130H181V128H180ZM50 131H51V130H50ZM59 131H60V130H59ZM70 131H71V130H70ZM127 131H128V130H127ZM127 131H126V132H127ZM165 131H166V129H165ZM36 132H37V131H36ZM72 132H73V130H72ZM126 132L124 133V130H123V131H122V134L124 133V135H125ZM169 132H170V134H171V131H169ZM176 132H177V131H176ZM176 132H175V134H178V133H176ZM181 132H182V131H181ZM56 133H57V132H56ZM86 133H87V132H86ZM103 133H104V132H103ZM111 133H112V132H111ZM142 133H144V132H142ZM162 133H163V132H162ZM167 133H168V132H167ZM167 133H166V134H167ZM172 133H173V132H172ZM21 134H23V133H21ZM42 134H43V132H42ZM54 134H55V133H54ZM96 134H97V133H96ZM105 134H106V133H105ZM107 134H108V133H107ZM115 134H116V133H115ZM127 134H129V131H128ZM127 134H126V135H127ZM144 134H145V133H144ZM166 134H165V135H166ZM173 134H174V133H173ZM173 134H171V135H173ZM182 134H183V132H182ZM16 135H17V134H16ZM43 135H44V134H43ZM52 135H53V134H52ZM55 135H57V134H55ZM72 135H73V134H72ZM88 135H89V134H88ZM120 135H121V133H120ZM124 135H123L122 138L125 139L126 135H125V136H124ZM168 135H169V133H168ZM168 135H167V136H168ZM178 135H179V134H178ZM22 136H24V135H22ZM34 136H35V135H34ZM67 136H68V135H67ZM75 136H76V135H75ZM104 136H105V135H104ZM117 136H118V135H117ZM129 136H130V135H128V137H129ZM167 136H166V138H167ZM174 136H175V135H174ZM39 137H40V136H39ZM39 137H37V138H39ZM69 137H70V136H69ZM71 137H72V136H71ZM107 137H108V136H107ZM131 137H132V135H131ZM131 137H130V138H131ZM143 137H144V136H143ZM175 137H176V136H175ZM175 137H174V138H175ZM179 137H180V135H179ZM179 137H178V138H179ZM20 138H21V137H20ZM81 138H82V137H81ZM122 138L119 139V137H118L119 140H123ZM132 138H133V137H132ZM139 138H140V137H139ZM166 138H165V139H166ZM174 138H172V139H174ZM13 139H14V138H13ZM15 139H16V138H15ZM15 139H14V140H15ZM22 139H23V138H22ZM65 139H66V138H65ZM76 139H77V138H76ZM86 139H87V138H86ZM88 139H89V138H88ZM99 139H100V137H99ZM137 139H138V138H137ZM175 139H176V138H175ZM183 139H184V138H183ZM24 140H25V139H24ZM42 140H43V139H42ZM48 140H49V139H48ZM57 140H58V139H57ZM95 140H96V139H95ZM100 140H101V139H100ZM106 140H107V139H106ZM113 140H114V139H113ZM125 140H126V142H128V144L130 143V139H129V140L125 139ZM139 140H140V139H139ZM177 140H178V139H177ZM180 140H181V139H180ZM45 141H46V140H45ZM55 141H56V139H55ZM98 141H99V140H98ZM98 141H97V142H98ZM166 141H168V140L166 139ZM175 141H176V140H175ZM216 141H218V139H217ZM15 142H16V140H15ZM52 142H53V141H52ZM52 142H50V144H51ZM95 142H96V141H95ZM97 142H96V144H97ZM108 142H110V141H108ZM116 142H117V141H116ZM116 142L113 141V143H116ZM118 142H119V141H118ZM118 142H117V143H118ZM136 142H137V141H136ZM18 143H19V142H18ZM22 143H24V142L22 141ZM44 143H45V142H44ZM56 143H57V142H56ZM58 143H59V142H58ZM68 143H69V142H68ZM87 143H88V142H87ZM117 143H116V144H117ZM122 143H123V142H122ZM168 143H169V142H168ZM216 143H217V142H216ZM31 144H33V143H31ZM69 144H70V143H69ZM75 144H76V142H75ZM119 144H121V143L119 142ZM124 144H125V142H124ZM128 144H127V145L125 144V145L128 147ZM189 144H191V143H189ZM218 144H222V143H221V142L219 143V141H218ZM22 145H23V144H22ZM25 145L27 146V144H25ZM38 145H39V144H38ZM45 145H46V144H45ZM45 145H44V146H45ZM70 145H71V144H70ZM82 145H83V144H82ZM112 145H115V144H112ZM117 145H118V144H117ZM117 145H116V147H117ZM122 145H123V144H122ZM133 145H134V144H133ZM191 145H192V144H191ZM30 146H31V145H30ZM42 146H43V145H42ZM59 146H60V145H59ZM59 146H58V147H59ZM62 146H63V145H62ZM66 146H67V145H66ZM77 146H78V145H77ZM84 146H85V145H84ZM84 146H83V148H84ZM103 146H104V145H103ZM108 146H109V145H108ZM129 146H130V145H129ZM32 147H33V146H32ZM60 147H61V146H60ZM99 147H100V146H99ZM101 147H102V146H101ZM116 147H115V148H116ZM133 147H134V146H133ZM139 147H140V146H139ZM199 147H201V146H199ZM9 148H10V147H9ZM21 148H22V147H21ZM25 148H26V147H25ZM46 148H47V147H46ZM54 148H55V147H54ZM54 148H53V149H54ZM56 148H57V146H56ZM73 148H74V146H73ZM115 148H111V149H109V150H113V149H115ZM120 148H122V147L120 146ZM123 148H124V147H123ZM130 148H131V147H130ZM136 148H138V147H136ZM196 148H197V146H196ZM196 148L194 149V150H195L194 152L197 151V152L199 153V151H200L201 154H200V153H199V154H200L201 157H202V158H198V161H199L200 159H201L200 161L203 160L204 154L211 153V152H206V151H208V150H206V151L203 150V152H206V153H203V156H202V152H201V150H202L203 148H202V149H201V148H200V149L198 148L197 150H196ZM6 149H7V148H6ZM17 149H18V147H17ZM34 149H35V148H34ZM36 149H37V148H36ZM39 149H40V147H39ZM84 149H85V148H84ZM97 149H98V148H97ZM99 149L101 150V148H99ZM128 149H129V148H128ZM132 149H133V148H132ZM7 150H8V149H7ZM12 150H14V149H12ZM18 150H19V149H18ZM27 150H28V149H27ZM29 150H30V148H29ZM48 150H50V149H48ZM61 150H62V149H61ZM109 150H108V151H109ZM198 150H199V151H198ZM214 150H215V149H214ZM222 150H223V149H222ZM25 151H26V150H25ZM37 151H38V150H37ZM39 151H40V150H39ZM41 151H42V149H41ZM45 151H46V149H45ZM55 151H56V150H55ZM57 151H58V150H57ZM57 151H56V152H57ZM64 151H65V150H64ZM113 151H114L113 153L115 154L116 150H113ZM129 151H130V150H129ZM226 151H227V150H223L222 152H226ZM13 152H14V151H13ZM27 152H28V151H27ZM42 152H43V151H42ZM94 152H95V151H94ZM104 152H105V151H104ZM120 152H121V151H120ZM139 152H140V151H139ZM173 152H174V151H173ZM194 152H193V156H194V158H195V157H197V156H195V154H196V155H198V154H197V153L194 154ZM215 152H217V149H216ZM228 152H229V151H228ZM25 153H26V152H25ZM33 153H35V152H33ZM37 153H38V152H37ZM49 153H50V152H49ZM58 153H59V152H58ZM98 153H99V152H98ZM226 153H227V152H226ZM226 153H225V154H226ZM20 154H21V153H20ZM42 154H43V153H42ZM52 154H53V153H52ZM55 154H56V153H55ZM64 154H65V153H64ZM84 154H85V153H84ZM100 154H101V152H100ZM105 154H106V153H104V155H105ZM114 154H111V155H114ZM116 154H117V153H116ZM176 154H177V153H176ZM217 154H218V152H217ZM217 154H216V156H217ZM225 154H224V155H225ZM0 155H1V154H0ZM33 155H34V154H33ZM33 155H30V156H33ZM79 155H80V154H79ZM85 155H86V154H85ZM92 155H93V154H92ZM120 155H121V154H120ZM126 155H127V154H126ZM200 155H199V156H200ZM212 155H213V153H211V157H212ZM218 155H219V154H218ZM229 155L232 157V153L229 154ZM5 156H6V155H5ZM19 156H20V155H19ZM28 156H29V152H28ZM35 156H36V154H35ZM69 156H70V155H69ZM93 156L95 157L96 155L94 154ZM101 156H102V154H101ZM164 156H165V155H164ZM205 156H208V158H209V154H208V155H205ZM222 156H223V155H222ZM227 156H228V154H227ZM14 157H15V156H14ZM90 157H91V156H90ZM104 157H105V156H104ZM109 157H110V156H109ZM123 157H125V155H124ZM123 157H122V158H123ZM161 157H162V156H161ZM174 157H175V155H174ZM228 157H229V156H228ZM6 158H7V157H6ZM23 158H25V157L23 156ZM40 158H41V157H40ZM55 158H56V157H55ZM60 158H61V157H60ZM72 158H73V156H72ZM74 158H75V157H74ZM92 158H93V157H92ZM92 158H91V159H92ZM107 158H108V156H107ZM113 158H114V157H113ZM117 158H118V156H117ZM117 158H116V159H117ZM129 158H131V157H129ZM170 158H171V157H170ZM204 158H206V157H204ZM208 158H207V160L211 162V160H210L211 158H210V159H208ZM219 158H220V157H219ZM222 158H223V157H222ZM226 158H227V157H226ZM37 159H38V158H37ZM41 159H42V158H41ZM46 159H47V158H46ZM62 159H63V158H62ZM62 159H61V160H62ZM93 159H94V158H93ZM97 159H98V158H97ZM123 159H124V158H123ZM137 159H138V158H137ZM158 159H159V158H158ZM165 159H166V158H165ZM195 159H196V158H195ZM212 159H213V158H212ZM220 159H221V158H220ZM229 159H231V158H228V160H229ZM35 160H36V158H35ZM38 160H39V159H38ZM38 160H37V161H38ZM66 160H67V159H66ZM110 160L112 161L113 159H110ZM121 160H122V159H119V161H121ZM124 160H127L126 157H125ZM124 160H122V161L124 162ZM155 160H156V159H155ZM161 160H162V158H161ZM172 160H173V159H172ZM185 160H187V159H185ZM189 160H190V159H189ZM214 160H215V159H214ZM221 160H222V159H221ZM1 161H3V160H1ZM25 161H26V159H25ZM28 161H29V160H28ZM57 161H58V160H57ZM105 161H106V160H105ZM113 161H114V160H113ZM116 161H117V160H116ZM128 161H129V160H128ZM153 161H154V160H153ZM187 161H188V160H187ZM190 161H191V163L195 164V166H196V164L198 163V162H197V163L192 162V161H193L192 159H191ZM190 161H189V162H190ZM200 161H199V164H198L197 167H199V165H200V163H201ZM203 161H205V159H204ZM208 161H207V162H208ZM218 161H219V159H218ZM222 161H223V160H222ZM6 162H7V161H6ZM22 162H23V161H22ZM26 162H27V161H26ZM39 162H40V161H39ZM39 162H38V163H39ZM41 162H43V160H42ZM50 162H51V161H50ZM65 162H67V161H65ZM97 162H98V161H97ZM103 162H104V161H103ZM108 162H109V161H108ZM125 162H126V161H125ZM133 162H134V161H133ZM133 162H132V164H133ZM160 162H161V161H160ZM160 162H159V163H160ZM180 162H181V161H180ZM195 162H196V160H195ZM214 162H215V161H214ZM216 162H217V160H216ZM216 162H215V163H216ZM14 163H15V162H14ZM31 163H32V162H31ZM44 163H46V162H44ZM76 163H77V162H76ZM95 163H96V162H95ZM110 163H111V162H110ZM114 163H115V162H114ZM120 163H121V162H120ZM130 163H131V162H130ZM157 163H158V162H157ZM162 163H163V162H162ZM170 163H171V162H170ZM187 163H188V162H187ZM187 163H186V164H187ZM202 163L205 164V162H202ZM219 163H221V162L219 161ZM16 164H17V163H16ZM28 164H29V163H28ZM40 164H41V163H40ZM68 164H69V163H68ZM71 164H72V163H71ZM102 164H104V163H102ZM124 164H125V163H124ZM135 164H136V163H135ZM167 164H169V163H167ZM211 164H212V163H211ZM217 164H218V163H217ZM223 164H224V163H223ZM19 165H20V164H19ZM31 165H32V164H31ZM33 165H35V164H33ZM61 165H62V164H61ZM105 165H106V164H105ZM119 165L121 166V164H119ZM127 165H129V164H127ZM130 165H131V164H130ZM160 165H161V164H160ZM163 165H164V164H163ZM165 165H166V164H165ZM183 165H184V167H185V164H183ZM205 165H207V163H206ZM205 165H202V166H204V167L206 168V170H207L208 167H209V164L207 165L208 167H206ZM215 165H216V164H215ZM261 165H262V164H261ZM22 166H23V165H22ZM27 166H28V165H27ZM40 166H41V165H40ZM44 166H45V165H44ZM72 166H73V165H72ZM100 166H101V165H100ZM100 166H98V167H100ZM124 166H125V165H124ZM124 166H123V168H124ZM131 166H132V165H131ZM174 166H175V165H174ZM187 166L190 167V165H187ZM202 166H201V169H202V168L204 169V167H202ZM212 166L214 167V165H211V167H212ZM224 166H225V164H224ZM25 167H26V166L24 165V168H25ZM51 167H52V166H51ZM63 167H64V166H63ZM77 167H78V166H77ZM77 167H76V168H77ZM101 167H102V166H101ZM101 167H100V168H101ZM213 167H212V168H213ZM216 167H218V165H216ZM24 168H23V169H24ZM36 168H37V167H36ZM53 168H54V167H53ZM73 168H74V167H73ZM102 168H104V167H102ZM110 168H111V167H110ZM110 168H109V169H110ZM113 168H114V167H113ZM123 168H122V169H123ZM125 168H126V167H125ZM185 168H186V167H185ZM193 168H195V167L192 166L191 169H193ZM199 168H200V167H199ZM218 168H219V167H218ZM218 168H217V170L220 171ZM222 168H223V166H222V164H221L220 169H222ZM17 169H19V168H17ZM43 169H44V167H43ZM55 169L57 170L56 167H55ZM71 169H72V167H71ZM74 169H75V168H74ZM104 169H105V168H104ZM104 169H103V170H104ZM106 169H107V168H106ZM106 169H105V170H106ZM117 169H118V168H117ZM132 169H133V167H132ZM191 169H190V170H191ZM210 169H211V168H210ZM19 170H20V169H19ZM68 170H69V169H68ZM79 170H80V169H79ZM85 170H86V169H85ZM128 170H129V169H128ZM157 170H159V169H157ZM186 170H189V168L187 167ZM190 170H189V171H190ZM196 170H197V168H196ZM206 170H202V171L205 172ZM214 170H216V169H214ZM224 170H225V169H224ZM9 171H10V170H9ZM21 171H22V170H21ZM30 171H31V170H30ZM35 171H36V170H35ZM37 171H38V170H37ZM42 171H44V170H42ZM61 171H62V169H61ZM69 171H70V170H69ZM73 171H74V170H73ZM122 171H125V170H122ZM133 171H134V169H133ZM163 171H164V170H163ZM179 171H180V170H179ZM183 171H184V170H183ZM189 171H188V172H189ZM194 171H195V170H194ZM207 171H208V170H207ZM210 171L213 172V169L210 170ZM210 171H209V172H210ZM18 172H20V171H18ZM28 172H29V171H28ZM45 172H46V171H45ZM52 172H53V171H52ZM56 172H57V171H56ZM59 172H60V171H59ZM77 172H78V171H77ZM105 172H106V171H105ZM131 172H132V171H131ZM204 172H203V173H204ZM212 172H211L210 176L212 175ZM223 172L225 173V171H222V173H223ZM7 173H8V172H7ZM30 173H31V172H30ZM39 173H40V170H39ZM42 173H43V172H42ZM60 173H61V172H60ZM62 173H64V172H62ZM69 173H70V172H69ZM69 173H68V174H69ZM107 173H108V172H107ZM118 173H119V172H118ZM123 173H124V172H123ZM125 173H126V172H125ZM132 173H133V172H132ZM158 173H159V172H158ZM158 173H157V174H158ZM165 173H166V172H165ZM180 173H181V171H180ZM182 173H183V172H182ZM182 173H181V174H182ZM191 173H192V172H191ZM194 173H196V172H194ZM201 173H202V172H201ZM201 173H200V174H201ZM203 173H202V174H203ZM207 173H208V172H207ZM207 173H206V174H207ZM216 173L218 174L219 172L216 171L215 174H216ZM48 174H49V173H48ZM48 174H47V175H48ZM66 174H67V173H66ZM87 174H88V173H87ZM115 174H116V173H115ZM115 174H114V176H115ZM128 174H129V173H128ZM128 174H126V175H128ZM176 174H177V173H176ZM176 174H175V175H176ZM184 174H186V173L184 172ZM197 174H198V171H197ZM26 175H27V174H26ZM29 175H30V174H29ZM38 175H39V174H38ZM47 175H45V176H47ZM63 175H64V174H63ZM69 175H70V174H69ZM73 175H74V174H73ZM82 175H83V173H82ZM91 175L93 176V174H91ZM117 175H118V174H117ZM158 175H159V174H158ZM177 175H179V174H177ZM189 175H190V177H191V174H189ZM195 175H196V174H194V176H195ZM213 175H214V172H213ZM218 175H219V176H217V175H216V176H217V177H220V176L222 177V175H221L220 173H219ZM33 176H34V175H33ZM161 176H162V175H161ZM180 176H181V178L183 177V175H180ZM186 176H187V175H186ZM194 176H193V174H192V177H194ZM197 176H198V175H197ZM197 176H195V177H197ZM199 176H200V175H199ZM201 176H203V177H201V178H204L205 174H204V175H201ZM206 176H207V175H206ZM5 177H6V176H5ZM17 177H18V176H17ZM27 177H28V176H27ZM54 177H56V176L54 175ZM65 177H66V175H65ZM68 177H69V176H68ZM84 177H85V176H84ZM115 177H116V176H115ZM162 177H163V176H162ZM165 177H166V176H165ZM173 177H174V176H173ZM208 177H209V176H208ZM252 177H253V176H252ZM6 178H7V177H6ZM11 178H12V177H11ZM30 178H31V177H30ZM45 178H46V177H45ZM47 178H48V177H47ZM47 178H46V179H47ZM66 178H67V177H66ZM79 178H81V177H79ZM92 178H93V177H92ZM102 178H104V177H102ZM106 178H107V177H106ZM111 178H112V177H111ZM124 178H125V176H124ZM178 178L180 179V181L183 179V178L181 179L180 177H178ZM197 178H198V177H197ZM199 178H200V177H199ZM222 178H223V177H222ZM222 178H221V179H222ZM255 178H256V177H255ZM259 178H261V177H259ZM12 179H13V178H12ZM17 179H18V178H17ZM55 179H56V178H55ZM83 179H84V178H83ZM107 179H108V178H107ZM192 179H193V178H192ZM195 179H196V178H195ZM204 179H205V178H204ZM256 179H258V177H257ZM7 180H8V179H7ZM20 180H21V179H20ZM32 180H33V179H32ZM51 180H52V179H51ZM53 180H54V179H53ZM71 180H73V179L71 178ZM76 180H77V179H76ZM85 180H86V179H85ZM88 180H89V179H88ZM118 180L120 181V179H118ZM121 180H122V179H121ZM161 180H162V179H161ZM166 180H167V182L169 181V179H166ZM188 180H189V179H188ZM193 180H194V179H193ZM202 180H203V179H202ZM202 180H199V181L202 182ZM258 180H259V179H258ZM262 180L264 181V179H262ZM21 181H22V180H21ZM29 181H30V180H29ZM54 181H55V180H54ZM102 181H103V180H102ZM123 181H124V180H123ZM177 181H179V180H177ZM196 181H198V180H196ZM196 181L194 180V183H195ZM263 181H262V183H263ZM18 182H20V181H18ZM47 182H48V181H47ZM63 182H64V181H63ZM66 182H67V181H66ZM66 182H65V183H66ZM77 182H78V181H77ZM92 182H93V181H92ZM111 182H112V179H111ZM117 182H118V181H117ZM173 182H175V181L173 180ZM184 182H185V180L183 179V181L181 182V183H183L182 186H185V185H184ZM186 182H187V181H186ZM186 182H185V183H186ZM189 182H190V181H189ZM201 182H199V183L202 184ZM254 182H256V181H254ZM258 182H259V181H258ZM14 183H15V182H14ZM24 183H25V182H24ZM34 183H35V181H34ZM36 183H40V182H36ZM52 183H53V182H52ZM58 183H59V182H58ZM67 183H68V182H67ZM71 183H72V182H71ZM73 183H74V182H73ZM80 183H81V182H80ZM80 183H79V184H80ZM84 183H85V182H84ZM88 183H89V182H88ZM100 183H101V182H100ZM100 183H99V184H100ZM106 183H107V182H106ZM108 183H109V182H108ZM113 183H114V180H113ZM113 183H112V184H113ZM164 183L166 184V182H164ZM169 183H170V182H168V186L170 185ZM205 183H206V180H205ZM205 183H204V184H205ZM56 184H57V183H56ZM74 184H75V183H74ZM79 184H77V185H79ZM90 184H91V183H90ZM94 184H96V183H94ZM97 184H98V183H97ZM165 184H164V185H165ZM176 184L179 185L180 183L176 182ZM190 184H191V183H190ZM196 184H198V183L196 182ZM196 184H195V185H196ZM207 184H208V182H207ZM207 184H205V185L207 186ZM243 184H245V183H243ZM243 184H240V186H242ZM254 184H255L254 187H256L258 184H260V182H259V183H254ZM254 184H253V185H254ZM256 184H257V185H256ZM4 185H5V184H4ZM47 185H48V184H47ZM54 185H55V184H54ZM67 185H68V184H67ZM75 185H76V184H75ZM81 185H83V184H81ZM87 185H88V184H87ZM166 185H167V184H166ZM180 185H181V184H180ZM186 185H188V184H186ZM192 185H193V183H192ZM192 185H191V186H192ZM251 185H252V184H251ZM251 185L249 184V187H250ZM253 185H252V189H254ZM28 186H29V185H28ZM89 186H90V185H89ZM96 186H97V185H96ZM102 186H103V185H102ZM102 186H101V187H102ZM112 186H113V185H112ZM117 186H118V185H117ZM121 186H122V185H121ZM121 186H120V189H117L118 187L115 188V187L113 186V188H115V191H114L115 194H116V191H118V190H122V189H121ZM123 186H124V185H123ZM125 186H126V185H125ZM128 186H129V185H128ZM128 186H127V187H128ZM168 186H166V187L168 188ZM170 186H172V185H170ZM170 186H169V189H168L169 191L171 190ZM191 186L189 185V187H191ZM203 186H204V185H203ZM244 186H245V189L248 188L246 185H244ZM244 186H242V187H244ZM260 186H261V185H260ZM260 186H259V187H260ZM36 187H37V186H36ZM48 187H50V185H49ZM70 187H71V186H70ZM83 187H84V186H83ZM172 187H173V186H172ZM175 187H176L177 190L180 188V187L178 188L177 185H176ZM185 187H186V186H185ZM199 187H200V186H199ZM199 187H198V188H199ZM204 187H205V186H204ZM204 187H202V185H201V191H203V192H204V189L202 190V188H204ZM259 187H256V188L259 190ZM72 188H73V187H72ZM77 188H78V187H77ZM84 188H85V187H84ZM84 188H83V189L81 188V189L84 190ZM93 188H94V187H93ZM93 188H92V189H93ZM95 188H96V187H95ZM103 188H104V186H103ZM106 188H107V187H106ZM110 188H111V187H110ZM129 188H130V186H129ZM131 188H132V187H131ZM131 188H130V189H131ZM191 188H193V187H191ZM195 188H196V187H195ZM198 188H196V189H198ZM208 188H209V189H208ZM208 188H207V193L210 192V191H209V190H210V187H208ZM213 188H214V187H213ZM215 188H216V187H215ZM36 189H37V188H36ZM41 189H42V188H41ZM55 189H56V188H55ZM62 189H63V188H62ZM68 189H69V188H68ZM87 189H88V186H87ZM92 189H91V190H92ZM104 189H105V188H104ZM116 189H117V190H116ZM127 189H128V188H127ZM165 189H166V188H165ZM183 189H184V187H183ZM187 189H188V188H187ZM187 189H186V190H187ZM205 189H206V187H205ZM260 189H261V188H260ZM78 190H79V189H78ZM107 190H108V189H107ZM112 190H113V189H112ZM163 190H164V188H163ZM166 190H167V189H166ZM184 190H185V189H184ZM184 190H183V191H184ZM191 190H192V189H191ZM194 190H195V189H194ZM217 190H218V189H217ZM248 190H249V189H248ZM258 190H257V191H258ZM34 191H35V190H34ZM52 191H53V190H52ZM52 191H50V192H52ZM73 191H74V190H73ZM93 191H95V190H93ZM93 191H91V192H93ZM104 191H105V190H104ZM104 191H103V192H104ZM130 191H131V190H130ZM173 191H174V190H173ZM179 191H180V190H179ZM214 191H215V190L213 189L212 193H214ZM242 191H243V189H242ZM246 191H247V190H245V192H246ZM251 191H253V190H251ZM254 191H256V190H254ZM257 191H256V192H257ZM54 192H55V191H54ZM65 192H66V191H65ZM74 192H75V191H74ZM108 192H109V190H108ZM108 192H105V193H108ZM121 192H122V193H121ZM121 192L119 191V195L124 194L125 192L127 193V191H124V192L121 191ZM165 192H166V191H165ZM167 192H168V191H167ZM188 192H189V191H188ZM193 192H195V191H193ZM193 192H192V193H193ZM198 192H199V191H198ZM205 192H206V191H205ZM205 192H204V193H205ZM256 192H255V193H256ZM34 193H35V192H34ZM76 193H77V192H75V194H76ZM80 193H81V192H80ZM96 193H97V192H96ZM105 193H104V194H105ZM112 193H113V192H112ZM210 193H211V192H210ZM210 193H209V194H210ZM215 193H216V192H215ZM217 193L219 194L220 192H217ZM217 193H216V194H217ZM236 193H237V192H236ZM240 193H241V195H242V192H241V191H240ZM252 193H253V192H252ZM252 193H251V195H252ZM60 194H61V193H60ZM62 194H63V192H62ZM100 194H101V192H100ZM108 194H110V192H109ZM113 194H114V193H113ZM130 194H131V193H130ZM168 194H171V195L169 196V198H170V197L172 198L173 195H172L171 191H170V193H168ZM168 194L165 193V195H166L167 197H168ZM182 194H183V193H182ZM218 194H217V195H218ZM238 194H239V193H238ZM245 194H247V193H245ZM56 195H57V192H56ZM58 195H59V194H58ZM81 195H83V194H81ZM93 195H94V193H93ZM101 195H102V194H101ZM119 195L116 194V198H117ZM124 195H125V194H124ZM127 195H128V194H126V198L129 197V196H127ZM174 195H175V194H174ZM189 195H193V194H190V192H189ZM194 195H195V196H194L193 198L196 199V197L198 196V195L196 196V192L194 193ZM239 195H240V194H239ZM239 195H238V196H239ZM241 195H240V196H241ZM255 195H257V194H255ZM260 195H261V194H260ZM28 196H29V195H28ZM62 196H63V195H62ZM67 196H68V195H67ZM85 196H86V195H85ZM99 196H100V195H99ZM114 196H115V195H114ZM166 196H164V197H166ZM183 196H184V195H182V198L185 199ZM199 196H200V195H199ZM201 196H202V195H201ZM218 196H219V195H218ZM244 196H245V195H244ZM248 196H250L249 193H248ZM262 196H263V195H262ZM262 196H261V197H262ZM72 197H73V196H72ZM97 197H98V196H97ZM106 197H107V196H106ZM106 197H104V198H106ZM121 197L123 198L124 196L122 195ZM121 197L119 196V199H121ZM173 197H176V200H175V198H172V199H174V200H175V203L178 204V203H179L178 201H179L180 199H177V198H179V197H177V196H173ZM189 197H190V196H189ZM202 197H204V196H202ZM216 197H217V196H216ZM221 197H222V196H219V198H221ZM233 197H235V196H233ZM241 197L243 198V195H242ZM252 197H253L252 200H250L251 202H252L253 200H255V199H254L255 196H252ZM45 198H46V197H45ZM83 198H84V197H83ZM102 198H103V197H102ZM126 198H125L124 200H123V199H122V200L125 201ZM171 198H170V199H171ZM190 198H191V200L188 198V199H189L188 202L192 201V199H193L192 196H191ZM198 198L200 199L201 197H198ZM198 198L196 199V201H195V200H194V201L197 202V201L199 200ZM226 198H227V197H225V199H226ZM235 198H236V197H235ZM244 198H247V199H248L249 197H244ZM255 198H257V197H255ZM3 199H4V198H3ZM24 199H25V198H24ZM68 199H70V198H68ZM75 199H76V198H75ZM75 199H74V200H75ZM110 199H111V198H110ZM119 199H118V198L116 199V200H118V201H117L118 203L120 202ZM170 199L165 198L164 200H166V201L168 200V201H169ZM172 199H171V200H172ZM183 199H182V200H183ZM229 199H231V198H229ZM249 199H250V198H249ZM261 199H263V198H261ZM30 200H31V199H30ZM50 200H52V199H50ZM61 200H62V199H61ZM72 200H73V199H72ZM81 200H82V198H81ZM129 200H130V199H129ZM164 200H160V201L163 203ZM171 200H170V202H169L170 205L173 203V202L171 203ZM177 200H178V201H177ZM200 200H201V199H200ZM214 200H215V199H214ZM216 200H217V199H216ZM242 200H243V199H242ZM242 200H241V201H242ZM83 201H84V200H83ZM104 201H105V200H104ZM127 201H128V200H127ZM168 201H167V202H164V203H167V204H168ZM176 201H177L178 203H177ZM183 201H184L185 203H188V202H187V199H186V201H185V200H183ZM194 201H192V202H193V206H195V205H194V203H195ZM237 201H238V200H237ZM241 201H240V204L243 202V201H242V202H241ZM6 202H7V201H6ZM6 202H3V203H6ZM76 202H77V201H76ZM90 202H91V201H90ZM96 202H98V200H97ZM96 202H95V203H96ZM100 202H101V200H100ZM227 202H229V201H227ZM255 202H256V201H255ZM255 202H253V203H255ZM1 203H2V202H1ZM8 203H9V202H8ZM18 203H19V202H18ZM22 203H23V202H22ZM22 203H21L20 205H22ZM91 203H92V202H91ZM164 203H163V204H164ZM237 203H238V202H237ZM237 203H236V201H235V205H236V206H237ZM247 203L249 204V202H246V204H247ZM35 204H36V203H35ZM38 204H39V203H38ZM67 204H68V203H67ZM78 204H79V203H78ZM169 204H168V205H169ZM182 204H183V203H182ZM188 204H192V203H188ZM223 204H226V203L223 202ZM232 204H233V203H232ZM238 204H239V203H238ZM244 204H245V203H244ZM244 204H242V205L245 207ZM248 204H247V205H248ZM262 204H264V201H263ZM1 205H2V204H1ZM1 205H0V206H1ZM25 205H26V203H25ZM25 205H24V206H25ZM39 205H40V204H39ZM63 205H64V204H63ZM68 205H69V204H68ZM68 205H67V206H68ZM83 205H84V204H83ZM119 205H121V204H119ZM119 205H117V206H119ZM165 205H166V204H165ZM178 205H179V204H178ZM183 205H184V204H183ZM183 205H182V206H183ZM196 205H197V204H196ZM242 205H240V206H242ZM247 205H246V206H247ZM254 205H255V204H254ZM3 206H4V205H3ZM6 206H7V205H6ZM13 206H14V205H13ZM29 206H30V205H29ZM29 206H27V207H29ZM34 206H36V205H34ZM42 206H43V205H42ZM86 206H87V205H86ZM97 206H98V205H97ZM103 206H104V205H103ZM105 206H106V205H105ZM111 206H112V205H111ZM166 206H167V205H166ZM166 206H165V208H167ZM180 206H181V204H180ZM182 206H181V207H182ZM187 206H188V205H187ZM187 206H185V208H186ZM193 206H192V209L194 208ZM240 206L238 205L239 209H241V212H242V210H243L242 208H244V207L241 208ZM249 206H250V204H249L247 207H249ZM260 206H262V205L260 204ZM10 207H11V206H10ZM10 207H9V208H10ZM19 207H20V206H19ZM30 207H31V206H30ZM46 207H47V206H46ZM99 207H101V206H99ZM114 207H115V206H114ZM119 207H120V206H119ZM126 207H127V206H126ZM183 207H184V206H183ZM183 207H182V209H184V211H185L186 209L183 208ZM195 207L197 208V206H195ZM262 207H264V206H262ZM262 207H261V208H262ZM23 208H24V207H23ZM53 208H54V207H53ZM81 208L84 209V207H82V206H81ZM81 208H80V209H81ZM112 208H113V207H112ZM169 208H173V207H169ZM179 208H180V207H179ZM187 208H188V210L190 209L189 207H187ZM251 208H252V207H250V209H251ZM253 208L255 209V207H253ZM253 208H252V209H253ZM256 208H257V206H256ZM261 208H260V209H261ZM10 209H11V208H10ZM12 209H13V208H12ZM25 209H26V208H25ZM25 209H24V210H25ZM27 209H28V208H27ZM93 209H94V208H93ZM200 209H201V208H200ZM200 209H199V210H200ZM239 209H238L237 212H240ZM246 209H249V208H246ZM246 209H245V210H246ZM45 210H46V209H45ZM77 210H78V209H77ZM98 210H99V209H98ZM107 210H108V209H107ZM107 210H106V211H107ZM109 210H111V209L109 208ZM119 210H120V209H119ZM119 210H118V211H119ZM188 210H187V211H188ZM261 210H262V209H261ZM26 211H27V210H26ZM35 211H36V210H35ZM53 211H54V210H53ZM62 211H63V210H62ZM90 211H91V210H90ZM187 211H186V212H187ZM247 211H248V210H247ZM247 211H246V212H247ZM251 211H252V210H249V213L252 214V213L254 212V210H253L252 212H251ZM262 211H264V210H262ZM262 211H261V212H262ZM8 212H9V211H8ZM48 212H49V211H48ZM60 212H61V211H60ZM100 212H101V210H100ZM100 212H99V213H100ZM102 212H103V211H102ZM123 212H124V211H123ZM201 212H202V210H201ZM203 212H205V211H203ZM203 212H202V213H203ZM237 212H236V213H237ZM27 213H28V212H27ZM44 213H47V212H44ZM73 213H74V212H73ZM75 213H76V212H75ZM109 213H110V212H109ZM187 213H190L189 215H190V216H193V215H191V214H193L192 211H191V212L189 211V212H187ZM187 213H186V216L188 215ZM242 213H243V212H242ZM242 213H239V214L242 215ZM2 214H3V212H2ZM2 214H1V215H2ZM81 214H82V213H81ZM83 214H84V213H83ZM83 214H82V215H83ZM100 214H101V213H100ZM111 214H112V213H111ZM184 214H185V212H184ZM204 214H205V213H204ZM251 214H249V215H251ZM254 214H255V213H253L252 215H254ZM257 214L259 215V209H256V215H257ZM260 214H261V213H260ZM262 214H263V213H262ZM26 215H27V214H26ZM46 215H47V214H46ZM79 215H80V214H79ZM108 215H109V214H108ZM202 215H203V214H202ZM208 215L211 216L212 214H208ZM243 215H244V214H243ZM247 215H248V212L246 213V216H247ZM249 215H248V216H249ZM29 216H30V215H29ZM83 216H84V215H83ZM186 216H185V217H186ZM190 216H187V217H190ZM194 216H195V215H194ZM196 216H197V215H196ZM210 216H209V217H210ZM246 216H245V218L248 217V216H247V217H246ZM24 217H25V216H24ZM24 217H23V218H24ZM185 217H184V218H185ZM187 217H186V218H187ZM198 217H199V216H198ZM204 217L206 218V216H204ZM212 217H213V216H212ZM237 217H238V215H237ZM252 217H253V216H251V217L249 218L248 223L251 221V218H252ZM259 217H260V216H259ZM263 217H264V216H263ZM23 218H22V220H23ZM25 218H26V217H25ZM34 218H35V217H34ZM48 218H49V217H48ZM107 218H108V217H107ZM109 218H110V216H109ZM192 218H194V217H192ZM202 218H203V217H202ZM215 218H216V217H215ZM223 218H224V217H223ZM225 218H227V217H225ZM235 218H236V216H235ZM238 218H239V217H238ZM240 218H241V217H240ZM256 218L258 219V220H255V221H257V223L252 224V223L255 222L253 219H252L253 222L249 223V224H252V225H246V224H244L245 221H247V219L244 220V218H242L244 223H243V225H241L242 223L240 224V222H241L242 219H241V220L238 219L239 224H240V228H241V226H242V228H243L244 230H246V232L242 230L243 232H245V234L243 233V234L240 235L239 230H237V231H238V232H237L236 230H234V229H235V227H234V229H233V230H234V233H235V232H236V234L239 233L240 237L238 238L239 235H237L236 238H238V239H236L233 243L231 242L232 239L229 237V238L231 239V240L229 239V242H230L229 244L231 245V243H232V246H234V247H236V249H238V248H240V247H246L247 245H251L253 242H255L256 244L259 243V242H261V241H260V238H261V236H262V234H263V231H262L263 229L261 230V228H263L264 224H261V223H260L261 220L258 218V216H257ZM51 219H52V218H51ZM187 219H188V218H187ZM196 219H197V218H196ZM196 219H193V220H196ZM213 219H214V217H213ZM227 219H228V218H227ZM227 219H226V220H227ZM231 219H232V218H230L229 220H231ZM236 219H237V218H236ZM254 219H255V217H254ZM263 219H264V218H263ZM28 220H29V219H28ZM49 220H50V219H49ZM101 220H102V219H101ZM189 220H190V219H188V221H189ZM197 220H198V219H197ZM209 220H211V219H209ZM104 221H105V220H104ZM201 221H203L202 223L205 222L204 219H203V220L199 219V222H201ZM216 221H217V220H216ZM224 221H225V220H224ZM232 221H237V220L232 219ZM232 221H231V222H232ZM258 221H260V222L258 223ZM53 222H54V221H53ZM186 222H187V220H186ZM213 222H214V221H211L212 226H213V224H214ZM227 222H228V221H227ZM231 222H230V223H231ZM263 222H264V220H262V223H263ZM34 223H35V220H34ZM37 223H38V222H37ZM104 223H105V222H104ZM104 223H103V224H104ZM187 223H188V222H187ZM195 223H196V221H195ZM206 223H207V222H206ZM206 223H205L203 226L207 225ZM228 223H229V222H228ZM228 223H227V224H228ZM230 223H229V224H230ZM234 223H236V222H233V224H234ZM182 224L184 225V224H186V223H185L184 221H182ZM188 224H191V223H188ZM196 224H199V223H196ZM196 224H194V225H196ZM215 224H216V223H215ZM215 224H214V226H215ZM222 224H223V222H222ZM227 224H226V225H227ZM229 224H228V226H229ZM49 225H50V224H49ZM86 225H87V224H86ZM100 225H101V224H100ZM110 225H111V224H110ZM176 225H179V224H176ZM224 225H225V224H224ZM235 225H236V224H235ZM47 226H48V225H47ZM58 226H59V225H58ZM80 226H81V225H80ZM97 226H98V225H97ZM145 226H146V225H145ZM184 226H187V225H184ZM184 226H182L184 229H185V228H186V229L188 228V227H184ZM214 226H213V227H214ZM216 226H217V225H216ZM221 226H222V225H221ZM221 226H220V227H221ZM230 226H231V225H230ZM1 227H2V226H1ZM5 227H6V226H5ZM59 227H60V226H59ZM98 227H99V226H98ZM103 227H104V225H103ZM199 227H201V224H200ZM199 227H198L199 230H204V229H201V228H199ZM210 227H211V226H210ZM222 227H223V226H222ZM232 227H233V226H232ZM237 227H238V225H237ZM7 228H8V227H7ZM51 228H52V227H51ZM75 228H76V226H75ZM78 228H79V226H78ZM82 228H83V227H82ZM108 228H109V227H108ZM145 228H146V227H145ZM203 228H205V227H203ZM207 228H208V227L206 226L205 230H206ZM216 228H217V227H216ZM218 228H219V227H218ZM228 228H229V227H228ZM9 229H10V228H9ZM11 229H12V228H11ZM13 229H14V228H13ZM47 229H48V227H47ZM70 229H71V228H70ZM188 229H191V228H188ZM208 229H209V228H208ZM223 229H225V228L223 227ZM223 229H222V232H223ZM100 230H102V229H100ZM106 230H107V229H106ZM110 230H111V229H110ZM150 230H151V229H150ZM195 230H197V228H195ZM205 230H204V231H205ZM215 230H216V229H215ZM229 230H230V229H229ZM233 230H231V231L233 232ZM240 230H241V229H240ZM108 231H109V230H108ZM143 231H145V230H143ZM190 231H191V230H190ZM190 231H188V232H190ZM208 231L210 232V230H208ZM212 231H213V230H212ZM212 231H211V232H212ZM219 231H221V230H219ZM219 231H218V234L220 233ZM60 232H61V230H60ZM151 232H152V231H151ZM198 232H199V231H198ZM222 232L220 233L221 235H223ZM226 232H227V231H226ZM240 232H241V231H240ZM21 233H22V232H21ZM21 233H20V234H21ZM43 233H44V232H43ZM48 233H49V232H48ZM113 233H114V232H113ZM143 233H144V232H143ZM183 233H184V232H183ZM216 233H217V232H216ZM223 233H224V232H223ZM229 233H230V232H229ZM11 234H12V233H11ZM62 234H63V233H62ZM111 234H112V233H111ZM111 234H110V235H111ZM187 234H188V233L185 231V234H184V235L187 236ZM206 234H208V233L206 232ZM206 234L203 233V236L206 235ZM220 234H219V235H220ZM8 235H9V234H8ZM113 235H114V234H113ZM129 235H130V234H129ZM149 235H150V234H149ZM200 235L202 236V232H201V234H199V236H200ZM211 235H213V233H211ZM219 235H216V236L213 235L212 237L218 239L217 236L219 237ZM221 235H220V236H221ZM227 235H228V234L225 235V233H224V235H223V236H225L224 238L227 239V238H228ZM234 235H235V234H234ZM234 235H233V236H234ZM42 236H43V235H42ZM154 236H155V235H154ZM201 236H200V237H201ZM203 236H202V238H203ZM229 236H232V234L229 235ZM235 236H236V235H235ZM200 237H199V238H200ZM41 238H42V237H41ZM197 238H198V237H197ZM199 238H198V241L200 240ZM204 238H205V237H204ZM232 238H233V237H232ZM234 238H235V237H234ZM10 239H11V237H10ZM15 239H16V238H15ZM43 239H44V238H43ZM212 239H213V238H212ZM216 239H215V240H216ZM219 239H221V240L223 241V237H219ZM219 239H218V240H219ZM226 239H224L225 242L228 240V239H227V240H226ZM12 240H13V239H12ZM17 240H18V238H17ZM154 240H155V239H154ZM202 240H203V245H204V243H205V239H202ZM202 240H200V243H199V244H200L201 248L203 249V247H202V245H201ZM213 240H214V239H213ZM213 240H212V241H213ZM221 240H219V241H221ZM100 241H101V240H100ZM152 241H153V239H152ZM152 241H151V242H152ZM212 241H209V240L207 241V240H206V242H209V243H210V242L212 243ZM222 241H221V243H222ZM238 241H239V242H238ZM19 242H20V241H19ZM91 242H92V241H91ZM105 242H106V241H105ZM214 242H217V240H216V241H213V244H214V247H213V248H215V245H216V243H214ZM237 242H238V243H237ZM87 243H88V242H87ZM209 243H207V244L205 243V244H206L207 246H209ZM211 243H210V246H213V244L211 245ZM99 244H100V243H99ZM226 244H228V243H226ZM229 244H228V245H229ZM91 245H93V244H91ZM107 245H108V244H107ZM148 245H149V244H148ZM206 245H205V246H206ZM228 245H227V246H228ZM254 245H255V244H254ZM96 246H97V245H96ZM188 246H189V245H188ZM190 246H192V245H190ZM190 246H189V248H190ZM217 246H218V245H217ZM217 246H216L215 249H217ZM252 246H253V245H252ZM86 247H87V245H86ZM91 247L93 248V246H91ZM145 247H146V246H145ZM150 247H151V246H150ZM153 247H155V246L153 245ZM185 247H186V246H185ZM192 247H193V246H192ZM194 247H195V246H194ZM197 247H198L199 250L201 249V248H199V245H198ZM222 247H223V246H222ZM234 247H233V249H235ZM248 247H249V246H248ZM95 248H96V247H95ZM146 248L148 249V247H146ZM195 248H196V247H195ZM195 248H194V249H195ZM213 248H212V249H213ZM218 248H220V247H218ZM225 248H226V247H225ZM225 248L223 247V250H222V249H220V250H222L223 253H226V256H227V255H229V254H227V253H228L229 251H232V250H228V252H226L227 249H225ZM229 248H230V247H229ZM249 248H250V247H249ZM249 248H247V249H249ZM251 248H252V247H251ZM251 248H250V249H251ZM253 248H254V247H253ZM100 249H101V248H100ZM151 249H153V248H151ZM185 249H186V248H185ZM194 249H192V248L190 249V250L192 251L191 253L193 254V252L196 251L195 254H197L199 250H198V249H195V251H193ZM202 249H201V253H202ZM224 249H225L226 251H225ZM101 250H102V249H101ZM144 250H145V249H144ZM190 250H187V251L190 252ZM208 250H209V249H208ZM220 250H218V251H220ZM238 250H239V249H238ZM244 250L246 251L245 248H244ZM244 250H243V251H244ZM203 251H205V250H203ZM218 251L215 252V253H217V254L219 253V255H217V257L220 256V254H221V252H222V251H220V252H218ZM239 251H241V250H239ZM206 252H207V251H205V253H206ZM209 252H210V255H211L212 250H210ZM150 253H151V251H150ZM191 253H190V254H191ZM201 253H199V254H201ZM212 253L214 254V251H213ZM232 253H234V252H232ZM235 253H237V252H235ZM95 254H96V253H95ZM101 254H102V253H101ZM101 254H100V255H101ZM164 254H165V253H164ZM164 254H163V255H164ZM213 254H212L211 257H213ZM237 254H239V253H237ZM148 255H149V253H148ZM163 255H162V259L164 260V259H166V256H163ZM193 255H194V254H193ZM193 255H192V256H193ZM203 255H205V254H203ZM207 255H208V254H207ZM210 255H209V256H210ZM221 255L225 256V254H221ZM231 255H232V254H231ZM231 255H230V256H231ZM181 256H183V255H181ZM185 256H186V255H185ZM188 256L190 257V259H191V258L193 259V257L190 256L189 253H188ZM195 256H196V255H195ZM209 256H208L207 258H209ZM234 256H235V254H233V259H235ZM239 256H240V255H239ZM252 256H253V255H252ZM148 257H150V256H148ZM158 257H159V258H158ZM164 257H165V258H164ZM189 257H188V258H189ZM196 257H197V256H196ZM215 257H216V254H215L214 258H215ZM240 257H241V256H240ZM99 258H100V257H99ZM134 258H135V257H134ZM155 258H156V257H155ZM186 258H187V257H186ZM197 258H198L197 260H199V261L202 262V259H204V258H206V257H204V258L202 257V258H201V256H200V258H199V257H197ZM214 258H213V259H214ZM218 258L220 259V257H218ZM218 258H216V260H217ZM227 258H228V257H226V259H227ZM237 258H238V257H236V259H237ZM103 259H104V258H103ZM153 259H154V258H153ZM156 259L159 260V259H160V255H158ZM162 259H161V261H160V264H161V262H163ZM221 259H222V256H221ZM223 259H224V258H223ZM226 259H225V260H226ZM239 259H241V258H238V260H236V262L239 261ZM158 260H157L156 262L159 263ZM194 260H195V259H194ZM208 260H209V259H208ZM225 260H224V261H225ZM182 261H183V260H182ZM185 261H186V260H185ZM221 261H222V260H221ZM224 261H223V262H224ZM231 261H233V260H232V259H231V260H228V259H227L225 262L230 263ZM102 262H103V261H101V263H102ZM154 262H155V261H154ZM154 262H153V263H154ZM187 262L190 263L191 260L188 259ZM194 262H195V261H194ZM208 262H209V261H208ZM212 262H213V264H214L215 259H214L213 261H211V263H212ZM216 262H217V261H216ZM216 262H215V264H217V263L220 264L219 262H217V263H216ZM223 262H222V264H225V263H223ZM241 262H242V259H241ZM106 263H107V262H106ZM150 263H151V262H150ZM191 263H192V262H191ZM191 263H190V264H191ZM195 263H196V262H195ZM195 263H193V264H195ZM204 263H205V262H204ZM204 263H203V264H204ZM211 263H207V264H211ZM135 264H136V263H135ZM163 264H164V263H163ZM238 264H240V263H238ZM242 264H243V263H242Z\"/></svg>",
	"mask_w": 264,
	"mask_h": 264
}]
</instances>
